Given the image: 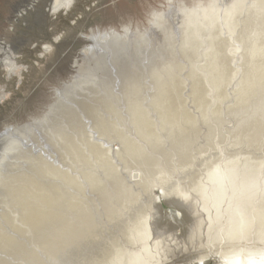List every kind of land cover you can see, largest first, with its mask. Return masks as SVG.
I'll use <instances>...</instances> for the list:
<instances>
[{
  "label": "rangeland",
  "instance_id": "1",
  "mask_svg": "<svg viewBox=\"0 0 264 264\" xmlns=\"http://www.w3.org/2000/svg\"><path fill=\"white\" fill-rule=\"evenodd\" d=\"M64 3H65L64 0H0V42L4 41L8 45H10V47H11V55L4 53V51H2V50L0 51V55L2 58L3 57H9V61L15 62L17 69H18V70H16V72L18 71L17 74L15 73V75L13 77L7 78L6 73L4 71V68L0 67V150H2V151H0V185H1L2 180H4V179H6L5 181L8 180V183L7 182L4 183L5 181L2 182L3 184H5V186L4 185L0 186V200H1L0 203L2 202L0 204V216H3L5 214L4 217H2V220L0 219L2 221V225L0 224V230L2 229L4 231V232L0 231V235H1L0 237L2 238L3 237L2 235H5V234H6L5 235L6 238L4 236L5 239H7L8 237H11V239L9 238V240L8 239L6 240L8 243L5 242L4 238H2L0 240V241H3V242H1L3 248L0 244V252L2 253L4 251V253L0 255V262H2V264H4V263L7 264V262L12 264L15 261L14 260V258H15L17 260V263L15 261L16 264H21L20 262L26 261L25 259H27L28 262H24V264H30V263L34 264L33 262H31L32 259L30 260L29 258H26V256L27 257L35 256V257H32V258H34L33 261L36 260L35 264L37 261H38L37 264L38 263L39 264H41V263L47 264V262H48V264H57V262H59L58 264H63V262L65 263V261H67L65 264H68V263L70 264V262H71V264H74L75 261L79 262L80 259H81V261L79 262L80 264H81V262L84 263L85 260H88L87 262L92 260L93 262L92 261L89 263L86 262L84 264H101L102 261H103L102 264H129L130 263L129 260L131 261L133 259V257H136V255H139L140 252L144 253L145 252L144 248H147L148 252L150 251L149 254H151L152 256H155V257H153V259L150 260V261H152L151 264H224V263L230 264L229 259H232V258H233L232 260L234 262L232 264H238L237 259L240 256L239 253L244 252L247 248L248 249H252V248L260 249L261 248L262 250H264V244L258 240L239 241L241 243H239L237 241L239 243L238 244V243H234V241L232 242L230 238H226V239L218 240L220 242L217 241V242H211L210 243L209 227L212 224L211 223V214L212 213L211 214L208 213L203 208V206L200 205L203 203L202 197H206L208 195V193L210 192V189L209 188L203 189L202 187L199 186V183H201L200 185H202L207 180L206 177L209 175L210 170L212 169L213 164H214L213 158H215L217 154L218 155L215 159H216V162H218V163H220V162L223 163L225 160H228L227 158H229L231 155H236V154L239 155L242 153H248L254 157L264 156V151H263L264 146L262 148H256L255 146H253L250 143L249 140H247L249 142L246 143L245 142L246 140L240 139V136H238L236 134L237 133V131H236V127H237L236 124L237 123L236 122L240 121L241 117L243 118L242 114H240V113H242L241 111H244L242 109H246L245 106H243L245 108L240 106L241 104H244L241 101L244 99L243 96H241V95H244L245 93L242 92L243 89L241 91H239L241 89V87L243 86V83L240 84V88L239 87L237 88V86L240 83V81L238 82V80L241 79V82H243V80H242L243 66L241 65V69H240V64L241 63L243 64L244 59L242 57H244L247 54L245 52H246V50L249 49V48L247 49L246 47H245L246 49L243 48L245 45L243 44L244 41L242 39H239V38H242V37H240L239 32H241V33L243 32L242 28L244 27L243 26L244 21H245L246 15L248 14L249 9L255 8V7L260 8L261 6L264 7V0H77L74 8L72 9V11H70L69 14H63L62 15L59 13V15L48 16L49 14H51L50 11L52 10V7L56 4L60 6V10H63V8L65 7ZM32 4H36L34 8H31ZM78 5H80V6H78ZM22 10L24 11V14L22 16H18L19 12ZM161 14H162V16H161ZM165 16H167V17H165ZM237 16H239V17L237 18ZM235 21H236V23L239 21V23L236 24ZM219 29H220V31H218ZM237 29H239V30L237 31ZM217 32H218V34H217ZM219 34H221L220 37L224 36L222 38V40H224V47L225 48L224 47L223 48L227 49L229 55L226 53L227 51L224 50L223 48L218 49V52H217V49L215 50V48H214V45H215L214 42H216L215 38H220L218 36ZM111 36H113L114 38L110 42H108L105 45V47H102L104 44H101V41L107 42ZM215 36H217V37H215ZM237 36H239V37H237ZM241 36H242V34H241ZM58 37H59V39H58L59 41L57 40ZM224 38L227 39L228 42L232 41V39H233L232 45L235 46L234 47L235 49L233 48L232 45H230L231 44L230 42H229L230 43L229 46H228V42H227V45H225V42L227 40H225ZM238 39L242 40V41H238ZM238 44H240V45H238ZM48 45H52V47H53L52 51L49 53L43 54L45 47H47ZM226 47H228L229 49ZM213 50H215L219 54V56H217L218 54L216 55L217 58H219L221 56L220 54H222L223 56H226V57L229 56L228 58H230V56H231L230 59L233 60V62L231 61L230 64H232V66L230 65V67L232 68L233 71L235 70L234 71L235 73H233L231 71V73L235 76L234 78L232 77L233 75L230 74V72L228 74V72L226 71L228 69L231 70L230 67H228L227 69H223L224 72H222V71L219 72L222 69H220L217 66V64H215V63L212 64V62L209 59L212 60V58L214 57L212 55L216 54V52H214ZM221 50H222V53H220ZM212 53H214V54H212ZM224 53H226L227 55ZM234 53H236V54H234ZM159 54H160V56H159ZM241 54H243V56ZM232 55H235L234 59H233L234 56H232ZM207 60L209 62H211V64L213 66L216 65V67L215 66L214 67H215V69L218 68L217 69L218 73H216V70H214V69L213 70L215 71V73H212L209 71L210 67L208 68L207 66H208V64H209V66L211 64L210 63L207 64V62H208ZM215 61H218V60H215ZM213 66H211V67L214 68ZM233 67H234V69H233ZM236 70H237V72H236ZM144 71H145V73H143ZM207 71H209V73H211L210 76L207 75L208 74ZM225 72H226V74H225ZM240 72H242V74ZM193 74L195 77H193ZM199 74L200 75L202 74L201 77L203 79L200 78L198 80L199 81L202 80L203 82H205L204 83L205 85L206 84L208 85L209 83H210L209 85H211V83L214 82L213 84L216 86V88L213 87L214 86L213 84L211 86L212 88L208 85L209 89L214 90L213 93H212V91H210L208 89L207 85L203 86L204 84H202V81L200 83L198 81V83L201 84L202 86L200 85V87H199V84H196L197 83L196 78L200 77ZM216 74H219L218 75L219 77ZM239 74H241L240 75L241 77L239 76ZM213 75L216 76V78L219 80H217ZM204 76H207L209 78H207V77L205 78ZM212 76L215 79L214 78L212 79ZM224 76H226V77L231 76L233 79L231 81H229L231 79V77L226 78ZM223 77H224V80L226 79L229 82L225 81L226 84H224L223 79H221ZM189 78L190 79L192 78L193 80L194 79L195 80L191 81L192 79L189 80ZM204 78L208 79L209 82L206 83L208 80H204ZM175 80L178 81L177 82L178 84H176ZM184 80H186V81H184ZM182 81L184 83H182ZM189 81L191 83L194 82L196 85L195 84L191 85V83H189ZM215 81H216V83H215ZM219 81H221V82H219ZM217 82H219V83H217ZM179 83L181 84V87H180ZM222 84L224 85V87L222 86ZM226 85H227L228 89L226 88ZM194 86H196V87H194ZM202 87L204 88V90L201 89ZM218 87H220L219 91H222V93L221 92L219 93V91H217ZM172 88H174L173 89L174 91L172 90L173 92H171ZM196 88H197V90H199V88H200L199 91H202V90L205 91V89L207 88L205 93L209 90L212 94L209 92L208 95H206L207 93L203 95L204 92L201 93V92L197 91ZM221 88H223L225 90H223ZM236 88L239 90L237 91ZM226 90L227 91L229 90V91L227 92ZM245 90H243V91H245ZM223 91L227 92L228 94L227 93L225 94V92H224V95H223ZM168 92H169V94L173 93V96L171 94V98H168V97H170ZM216 92H218V93H216ZM214 93L216 94V97H217V95L219 96L221 94L220 95V98L222 99L221 103H217V101L220 102V100H219L220 98L218 99V98L214 97L215 96ZM165 94H167L168 97ZM209 94H210V96H209ZM174 96L176 98L181 99V100L178 101ZM207 96L211 98V99L210 98L209 99L212 102L211 104L208 103V105L210 104L208 106V108H207V105H203V104L207 103V100H208ZM239 96H241L242 98L239 99L238 98ZM173 97L179 103L181 102V104H179V103L176 104L177 101L174 102ZM222 97H224V98H222ZM165 98H166V100H164ZM199 98L202 100H200ZM212 98H213V101H212ZM214 99L217 101H214ZM131 100H133V101H131ZM197 100H199V101H197ZM260 100H262L261 103L264 104V88L261 89L257 94L252 96V100L249 102L252 105L250 104L251 106L249 108H251L255 103L257 104L258 101H260ZM162 101L164 103H167V105L169 107L167 106L164 108V106H166V104H164ZM202 101H204V102H202ZM205 101H206V103H205ZM239 101H241V102H239ZM150 102H152L153 104H151ZM170 102H172V103L174 102V103L170 105V104H168ZM156 103L158 106L156 105ZM197 103H199V104L197 105ZM201 103H203V104L201 105ZM232 103L234 106L232 105ZM238 103H240V105ZM87 104H89V105H87ZM121 104H123V105H121ZM135 104H137V105L135 106ZM160 104H162L164 106H162ZM219 104H221V105H219ZM236 104H238V107ZM215 105L217 107H218V105L220 107H222V106L223 107L222 108L218 107V109H216ZM85 106H87V108ZM90 106H92L93 109L89 108ZM97 106L99 107V110H98ZM113 106H115V107H113ZM118 106H120V108ZM156 106L159 109L158 113H157L158 109H156L157 108ZM161 106L164 108V110L166 108H168L167 109L169 111V114L167 111L168 115H166L165 112L162 113L163 110L161 111ZM179 106L181 109L179 108ZM198 106L200 107L199 109H198ZM203 106L205 108L204 111H203ZM96 107H97V109L94 110ZM106 107L109 109H107ZM128 107H129V109H128ZM147 107H150V108H147ZM230 107H232V109L234 110L233 111L234 113L229 112V110L232 111V109ZM233 107L239 108L241 110V111L239 110L240 113L237 109H234ZM113 108L116 112L113 110ZM219 108H220V110L221 109L222 110L218 111ZM89 109H90V111L88 112ZM120 110H121V112H120ZM176 110H178L177 113H176ZM216 110H217V112H216ZM95 111H96V114L99 112L98 113L99 115H96L95 113H94L95 115H93V112H95ZM104 111H105V113H103ZM235 111H237L240 114V116H238V114L236 115ZM201 112L203 114H201ZM205 112H206V115L204 114ZM219 112H220V116L218 115ZM246 112H248V110ZM77 113H79L80 116H82V118H79V114H77ZM86 113H88L89 115ZM212 113H215V114H212ZM59 114H60V116H59ZM61 114L63 116H61ZM85 114H86V116H84ZM106 114H109V115H106ZM184 114L191 115V116H189V115L188 116L193 120V122L191 119L188 118V116H186ZM233 114H235V115H233ZM92 115H93V118H92ZM100 115H101V121L99 122ZM152 115H153V117H152ZM155 115H158V116H155ZM172 115L174 117H176L177 121H178V122L177 121L174 122V125H172L173 120H174L173 119L174 117ZM209 115H211V116H209ZM76 116L78 118H76ZM87 116H89V118L91 117L92 119L90 118V120H89V118ZM98 116H99V118L97 120ZM150 116H151V118H149ZM165 116H168V117H166L168 120L165 118ZM177 116H180V117H177ZM184 116L186 117V119H189V120H185V118H183ZM192 116H194V117H192ZM196 116H197V118H196ZM143 117H144L145 121H144ZM156 117H157V119H155ZM236 117H238V119ZM54 118H57V119H54ZM59 118H61V119H59ZM147 118H148V120H147ZM73 119L74 120L81 119L78 122L82 121L86 125L83 124L84 125V127H83L82 122L80 123L82 125L81 126V125H79V123L77 121H73ZM94 119H96L97 122ZM169 119L171 122L169 121ZM102 120H103V122L104 121L105 122L108 121V122L104 124L102 122ZM179 120H180V125L187 121L185 123V125L183 124V126H185L184 128L182 126L180 128V125L178 124ZM190 120H191V122H190ZM194 120L195 121L197 120V121L195 122ZM54 121H56L57 123L59 121V123L57 124ZM69 121H70V123H69ZM166 121L168 123H170L169 126H167V127H169V130L166 127V125H168V123L167 124L165 123ZM183 121H185V122H183ZM73 122H75L74 125L73 126L70 125ZM135 122H137V123H135ZM51 123H54V124H51ZM67 123H69L70 127ZM76 124H78V125H76ZM92 124H94V125H92ZM137 124L140 125V127L142 129H139ZM192 124H194V125H192ZM57 125L60 128L56 127ZM63 125H65V126H63ZM162 125L164 126V132L166 135L163 133V126ZM178 125H179V127H178ZM54 126H55V129H54ZM86 126L89 128V130H92V132L89 131ZM30 127L32 128L33 132L31 131ZM74 127H75V129H74ZM83 128H87V129L84 130ZM241 128L242 127L239 126V127H237V130L241 131ZM26 129L28 132L26 131ZM66 129H67V131H66ZM68 129H69V131H68ZM71 129L73 130V132ZM76 129H79V131ZM159 129L160 130L162 129V131L160 132ZM50 130H51V132H50ZM62 130H64V131H62ZM74 130H76V132H74ZM82 130H84V132H87L86 136L84 133H83L84 135L82 134ZM155 130L156 131L158 130L157 131L158 133L159 132L162 133V134L159 133L161 136H156L157 139L160 138L157 141H155L156 137H153V136H155ZM93 131H96V132H93ZM105 131L107 132V134L105 133ZM128 131H129V134L131 137H126L127 141L128 140L132 141L131 138L134 137L133 139L137 140V143L135 142V140H134V142L132 141L133 142V146H132L131 141H130L131 145L129 142H127L128 146L125 145L126 150L124 149V151H123L122 150L124 148L123 143L126 141V138L124 136H126ZM167 131H168L169 135H167ZM176 131H177V133H176ZM233 131H236V133ZM63 132H65V133L71 132L73 134L67 133L65 135ZM78 132H80L79 137L77 134ZM123 132H124V134H123ZM140 132H142V133H140ZM158 133H157V135H158ZM230 133H231V135L234 134V136L233 135L231 136ZM32 134L34 135V137L32 136ZM63 134L65 136H63ZM80 134L83 136H81ZM117 134H118V136L120 134L119 137L121 140H119ZM121 134H123L124 140H123V138H121ZM163 134H164V136L168 137L167 139L164 137L166 140L162 137ZM48 135H49V137H48ZM69 135H70V137H69ZM89 135L90 136L92 135L93 137L90 138ZM104 135H105V137H104ZM107 135H109V136H107ZM88 136H89V138H88ZM37 137H38V139H37ZM66 137H68L67 138L68 141H67ZM8 138H10V139H8ZM14 138H16V139H14ZM149 138H150V140H149ZM69 139H70V141H69ZM89 139H91L92 141ZM151 139H152V141H151ZM17 140H20V141H17ZM34 140H36V141L34 142ZM98 140H100V142H102V143L100 144V142ZM147 140H149V141H147ZM241 140L243 141V143H241ZM15 141L17 142V144ZM49 141H51L53 143V145ZM94 141L95 142L98 141L99 143L98 142L95 143ZM104 141H106L107 143H105ZM145 141H147V143ZM153 141L156 142V144ZM159 141L161 142V144ZM164 141H166L167 144ZM238 141H239V143H238ZM8 142H9V144H7ZM25 142L27 144H25ZM40 142L41 143L44 142V143L41 144ZM45 142H46V144H45ZM67 142L69 145L67 144ZM70 142L72 143L71 145H70ZM157 142L160 145H157L158 144ZM4 143H6V144L4 145ZM35 143L36 144L38 143L37 145H39L40 148ZM49 143H51V145ZM163 143L165 145H167V147ZM248 143H250V145ZM78 144H80L83 147L79 146ZM119 144H120V147H121V144L123 146L121 149L119 148ZM125 144H126V142H125ZM137 144L139 146H143L145 149H143V147H138ZM154 144L156 146H154ZM162 144H163V147H166V148H163ZM12 145H13V147H12ZM16 145H18V146H16ZM44 145H46L47 147ZM77 145L80 147V149ZM101 145L104 147V149H103V147H101ZM129 145L131 147L135 146V148L137 147L138 149L142 150L144 155H146V153H148L146 156L150 157L149 159L151 160L152 164L154 162L155 166L154 165H152V166L155 168L153 169V167L150 166L151 162H148L149 160L147 159L146 156H144L142 154L141 151H139L137 148H136L137 150L134 149V150H136V151H134ZM230 145H232V146L235 145L234 146L235 148L234 147L231 148L232 147L231 146L230 147L231 149H229V151H228V148ZM19 146L22 149L24 148L23 150L29 151V154H32V156H30V158H29L28 157L29 154L26 155L28 152L26 151V153H25V151L24 152L20 151L22 149H20ZM51 146H53V147H51ZM55 146H56L57 150L55 149ZM70 146H72V147H70ZM74 146H75V148L78 147L77 149L79 151L81 150V148H83L84 152H81V151H80V153H79V151L77 152V149H75ZM126 146H127V148H126ZM16 147H17V149H15ZM25 147L27 149H25ZM128 147H130L132 150L130 148L128 149ZM160 147H162V148H160ZM168 147H169V150H168ZM13 148L17 152L20 151V153L15 152V150ZM42 148L43 149L47 148V152L45 151L46 149L43 150ZM71 148L76 150V153H74L75 151L73 149L71 150ZM115 148H117L118 151ZM9 149H11V150H9ZM12 149H13V151H12ZM59 149H60L62 154H60ZM83 149H82V151H83ZM162 149L164 151H162ZM224 149H225V151H228V152H225V151L223 152ZM48 150L49 151L53 150V152L55 151L54 152L55 154H52V155H53V157L55 156L54 159H56V160L58 159V161H55V160L53 161V159H52L53 157H52V155H50L51 151L49 152ZM143 150H145V151H143ZM165 150L169 151V153H166ZM6 151L9 153H6ZM30 151H31V153H30ZM113 151L115 152L116 156H115ZM120 151H121V153H120ZM125 151L127 153H125ZM132 151H134L133 152L134 155H130V154H132ZM138 151L141 152L140 155H138L139 157L137 156V154L139 153ZM3 152H5V155ZM10 152L11 153L13 152L15 154L17 153V154L14 155L12 153L13 155H10L11 154ZM36 152H38V155ZM41 152H43V154ZM105 152H107V155L109 157L112 155L111 153L113 152L115 157H113V155L111 156L112 157V158H110L111 162H108L109 157L106 155ZM122 152L126 154V155L124 154V156H123L124 158L122 157V155H123ZM39 153L41 156L39 155ZM48 153H49V155H48ZM58 153L60 154V156ZM77 153H79V154H77ZM83 153H85L84 155H87V156H83ZM135 153H137V154H135ZM212 153L215 154V156H213V158H212V155H214V154H212ZM224 153L226 155L228 154L227 155L228 157H225L226 155H224ZM229 153H231V154H229ZM8 154H9V156H8ZM19 154H21V156ZM22 154H23V156H22ZM35 154L37 156H35ZM80 154L82 156H80ZM127 154H129L130 157ZM142 155L144 156V158L142 157ZM181 155L185 156L184 158H186V160H184V158H182ZM190 155H192V156H190ZM222 155H224V156H222ZM1 156H3V157H1ZM17 156L19 157L18 160H15V159H17ZM24 156H26V157H24ZM42 156L44 159L42 158ZM61 156H62V158H60ZM132 156H135V157L132 158ZM154 156L155 157L157 156V158H159V159H156ZM31 157L33 158V160H31L32 159ZM50 157H52V158H50ZM88 157H90V158H88ZM127 157H129V158H127ZM209 157L211 158V160L208 159ZM221 157H223V158L225 157L224 158L225 160H223V158L221 159ZM26 158L27 159L29 158L30 160L29 159L27 160ZM39 158H40V160H39ZM113 158L116 159V161L112 160ZM119 158H122L123 160L120 159L121 162H119L118 161ZM126 158H127V160H125ZM137 158L138 159L140 158V160L141 159L142 160L140 161ZM203 158H207V159H203ZM5 159H7V160H5ZM9 159L10 160L12 159V160L10 161ZM23 159H26V160H23ZM35 159L37 160V162H39V164L35 162L36 161ZM42 159L44 162H46V164L42 161ZM45 159H47V160L52 159L51 161L53 162V164L58 163L56 165L61 166V169L60 170H56V169L54 170V167L56 165L55 166L53 164L50 165L52 162H50V161L47 162ZM59 159L60 160L62 159V160L60 161ZM93 159H94V161H97V162L94 163ZM133 159H134V161H133ZM143 159L147 162L146 166L143 163L144 162ZM187 159H189V160H187ZM201 159L203 160V162ZM14 160L16 161V163ZM87 160H89V162ZM102 160L103 161L107 160V161H105V164H104L102 162ZM157 160H158V164L155 163V162H157ZM191 160H193V163L189 164V162H191ZM204 160L208 161V162L206 161L207 165L204 164L205 163ZM5 161H7L6 164H5ZM19 161H20V163H19ZM31 161H33V162H31ZM86 161L88 162L87 164H86ZM98 161H99V163H98ZM137 161H139L140 165L136 163ZM180 161H184L185 164H183V162H180ZM187 161H189V162H187ZM210 161L213 162V164ZM8 162H9V164H8ZM10 162H12L13 164ZM100 162H102L104 164V167H106V168L108 165H109L108 167H110V163H111V165H112L110 167L111 169L107 168L108 170H106V168L100 167L102 164V163L100 164ZM178 162H180L182 164H179ZM225 162H227V161H225ZM59 163H61V165ZM62 163L64 164V167L66 166L64 169L62 168ZM89 163H90L91 167H88V166H90V165H88ZM96 163H98V164H96ZM198 163H200L202 165H200ZM7 164H8V166H7ZM14 164H15V167L13 166ZM23 164L27 165V167L24 166ZM29 164H30V166H29ZM31 164H33V165H31ZM34 164H37V166ZM47 164H49V165H47ZM71 164L73 165L72 167H71ZM132 164H133V166H132ZM148 164H150V165H148ZM224 164L225 163L222 164L223 165L222 167H224ZM39 165H40V168L43 170V172L40 170V168L37 169L39 167ZM85 165L87 168L85 167ZM105 165H107V166H105ZM113 165H115V167H113ZM136 165H138V166H136ZM12 166H13V168H12L13 171L10 170ZM33 166H36V168ZM44 166H46V167H44ZM57 166L55 168H57ZM67 166L70 167L72 170L71 169L69 170V168ZM78 166L79 167L82 166V167H80V168H82V170ZM149 166L151 167L150 172L148 171V170H150ZM202 166H203V168H201ZM207 166L209 167V169H208L209 171H207V168H208ZM22 167H23V169H22ZM24 167L25 168L29 167L30 169L29 168L24 169ZM129 167H135V169H133L134 172H133L132 168H131L132 172L129 171L130 170ZM196 167L198 168L197 173H201V175L203 177L200 174H196L197 176L194 174V172L197 170ZM205 167H206V170L204 169ZM34 168L37 169L38 171L37 172H36V170L32 171ZM59 168L60 167H58L57 169H59ZM84 168L87 170L89 168L90 169L86 172V170H84ZM117 168L121 173L118 172ZM121 168H122V170H124V172L120 170ZM200 168L205 170L204 174H202L204 171L202 170L203 172H201ZM5 169H6V171H5ZM102 169H104V170H102ZM44 170H47L45 175H43V173L45 172ZM105 170L107 172H105ZM110 170H111V173H112V171L117 170L118 173L116 175L117 176L119 175L118 176L119 178L114 174V173H116L115 171L112 173L113 175H111V173H109ZM16 171L18 172V174H17L18 176L16 175V173H17ZM28 171L29 172L32 171L30 173V175H32L33 177L28 176L29 175ZM40 171H41V173H40ZM55 171H56V173H54ZM57 171L58 172L61 171V173H58ZM66 171L68 172V174ZM72 171H74V172L71 173ZM83 171H85L84 172V174H86L85 176L82 174ZM102 171H104L105 174L107 173L106 175H108V176L110 175L111 177L109 176L110 178H108V176H104ZM190 171H193V175H195V177H193V175L189 173ZM20 172H23L25 175H27V174L28 175L23 176L22 173H20ZM62 172L65 175H63ZM128 172H129V175H128L129 177L127 176ZM182 172H183V174H182ZM3 174H4V176H3ZM10 174H11V177H10ZM50 174L53 178L50 176ZM69 174H71V175L76 174V176L73 175L74 176L73 177ZM80 174L83 176H81ZM125 174H126V176H124ZM58 175H60V176L63 175L64 177L63 176L62 177L64 179L67 176V178H66L67 180L65 179V181L67 184L69 183V185H67L68 187L65 186L66 184H64L65 181L63 180V178H61ZM77 175H78V177H77ZM15 176H17V177H15ZM45 176H48V177H45ZM57 176H58V178H57ZM69 176H70V178H69ZM80 176H81V178H79ZM123 176L128 177V179L124 178ZM199 176H201V177H199ZM22 177H24V178H22ZM25 177L27 180L25 179ZM59 177L61 180L59 179ZM87 177H88V179H87ZM122 177L124 178L123 180L121 179ZM184 177H185V179H184ZM196 177H198L199 180H200V178L203 179L205 177L206 180L205 179H204L205 181L200 180L201 181L200 182L199 180H197ZM1 178H2V180H1ZM29 178H30V181H29ZM31 178H35V179L32 180ZM73 178H75V179H73ZM18 179L19 180L23 179L21 184H23V182L24 183L26 182L27 184H30V185L28 186L25 183L22 186ZM38 179L39 180L44 179V183H43V180L40 182ZM93 179L95 180V182ZM125 179H126V182H127V180H129V179L130 180L126 183L124 181ZM31 180L33 182H31ZM34 180L38 181L37 186L40 183L42 184V185L40 184V187H39L41 189H38V187L36 186V182ZM85 180H87V181H85ZM45 181H46V183H45ZM120 181H121V183H123V181L125 182L124 183L125 186H124V184L123 185L121 184L122 188L120 186ZM197 181H199V182H197ZM11 182L13 184L15 183L17 185L10 184ZM17 182H19V183H17ZM77 183L79 184V186ZM197 183H198V186L200 188L197 187ZM94 184L96 185V187L98 189L95 187ZM108 184H109V186H108ZM11 185H13L14 188ZM26 185L28 186L29 192H31V193L27 192L28 188H27V190H25L27 187ZM71 185H72V189L70 188ZM101 185L103 187H101ZM104 185H107V187ZM117 185L120 189L117 188ZM149 185H151V186H149ZM188 185H189V187H188ZM16 186H19V190ZM31 186L34 187L35 189L33 190V188ZM41 186L42 187L44 186V189ZM99 186H100V188H102V192H107V194L109 193L108 196L106 193H104L105 195L103 196ZM10 187H12V188H10ZM20 187L22 188V192L20 190ZM23 187H24L25 191L23 190ZM64 187H66L68 189H66ZM213 187L211 189H213ZM51 188L55 189V191ZM95 188L97 191L100 189L99 192H96ZM103 188L106 191H104ZM149 188L151 189V191L152 190H155V191H152L153 192L152 193ZM12 189H13V191H11ZM114 189H116V190H114ZM199 189L200 190L202 189L201 190L202 193H197V192H201ZM206 189L208 192H206ZM41 190H42V193L46 194V196H47L48 191H49V195H50V196L48 195L49 199H48V197L46 199L45 194H42ZM74 190H75V192H74ZM108 190H109V192H108ZM186 190H188V191L190 190L189 191L190 194L184 195V191H186ZM203 190H205L206 193ZM17 191H19L20 193H17ZM33 191H35V192H33ZM56 191H58V192H56ZM59 191H62V193ZM121 191H124V192H121ZM26 192L28 193V195ZM50 192L55 194V196H57L61 193L60 194L61 197L60 196H58L59 198L55 197L57 199L55 201L54 196L53 195L51 196ZM64 192L65 193L68 192L71 194L67 195V193L65 194ZM80 192H82V193H80ZM138 192H140V193H138ZM148 192H150L152 196ZM40 193L43 196L40 195ZM56 193H58V194L56 195ZM122 193H124V194H122ZM195 193H197L199 195L194 196L193 194H195ZM203 193L206 195H204ZM20 194H23V195H20ZM35 194L38 195L39 199H37L38 197ZM99 194H100V196H99ZM111 194H113V195H111ZM153 194H154V196H153ZM26 195L29 197V199H28V197H26ZM96 195L98 197H100V200H98L99 198ZM129 195H131V196H129ZM200 195H203V196H201V198H200ZM17 196H18V200L16 198ZM31 196L36 198V201H32ZM40 196H42L41 197L42 199H43V197H45V200H43L45 202L42 201ZM64 196H65V198H64ZM119 196H122V198ZM123 196H125V197H123ZM22 197L24 198V200H22V201H24L23 203L21 201ZM30 197H31V199H30ZM34 198H33V200H35ZM60 198H62V199H60ZM63 198H64V200H63ZM96 198H98V199H96ZM102 198H104V199H102ZM147 198H149V199L147 200ZM27 199L29 200V203L31 200L30 206H27L29 204ZM51 200H53V201L50 202ZM61 200L63 201L62 202L63 204H59L61 202ZM18 201H20L22 204H20V202H18ZM46 201H48V203ZM54 201L56 202L57 207L56 206L54 207V205H55ZM17 202L19 204H17ZM49 202H50V204H49ZM120 202H125V205H124V203L121 204ZM182 202H183V205H182ZM39 203H41L42 205ZM51 203L54 204V205L52 204L53 207H51L52 206ZM57 203L59 205H57ZM23 204L26 206V208L27 207L28 208L26 209L23 206ZM33 204H34L35 208L36 207L40 208L42 206L40 208L39 214H37L39 209H34ZM38 204L41 206L39 207ZM43 204H44L45 208H47V209L44 208ZM46 204H47V206H46ZM118 204H119V206H118ZM159 204H161V205H159ZM17 205H18V207H16ZM19 205L20 206L22 205L24 207L23 208L21 206L22 209L25 210V212H24V210L21 209V207ZM60 205H62L64 208H62V206L60 207ZM48 206H49V210L52 208V211L48 210ZM181 206H183V207H181ZM29 207L33 208L34 211ZM120 207H121V210H120ZM224 207H225V205H223V208ZM43 208L45 210H41ZM53 208L54 209L57 208V209L54 210ZM58 208H60V209H58ZM20 210H21V214H18L20 212ZM27 210L28 211L32 210L31 212L36 213V214L32 213L33 214L32 215ZM53 210L55 213H57V211H59L58 214H55L53 212ZM132 210H133V212H132ZM35 211H37V212H35ZM42 211H44V213L46 215L44 213L42 215V213H41ZM45 211L46 212H53V213L49 214V213H46ZM193 211L195 214L192 213ZM115 212H116V214H115ZM28 213H30L29 214L30 216H28ZM61 213H63V214H61ZM117 213L119 216L117 215ZM51 214H54V215H51ZM138 214H139V216H138ZM60 215H61V217H58ZM43 216H45V217L48 216V218L47 217L43 218ZM53 216H55V217H53ZM148 216H150V217H148ZM198 216H199V219H197ZM10 217L12 218V220ZM24 217H26L27 219L31 218L30 219L31 221L27 220ZM49 217H50V219H49ZM17 218H19L21 220V222L15 223L16 222V221L14 222L15 219L20 221ZM56 218H57V220H59V221H57L58 223H56V221H55ZM110 218H111V220H110ZM25 219H26V221H29L30 223L31 222L32 223L29 225V223L26 222ZM38 220L44 222L45 225L40 221L38 222ZM52 220H53V222H52ZM9 221H11L10 225L8 224ZM23 221H25V222H23ZM199 221L201 222V227H200L199 231H197L196 230L197 224H195V223H197ZM3 222H5V225ZM35 222H36V224L40 223V225L38 224L39 226H37V231H34L35 230L34 229V230H32V232H29L28 239H27L26 236L28 233L24 232L22 230V228L17 227V226H20L22 224L21 227L23 226V228L24 227H31V226L33 228H35L34 227ZM126 222L128 225L126 224ZM165 222H167V223H165ZM11 223L14 225L11 226ZM19 223H21V224L18 225ZM26 223H28V224L25 225ZM50 223H51V225H50ZM145 223H147V226H148V233H146L147 231L145 229ZM7 224L10 227L7 226ZM55 224H57V225L59 224L60 226L58 225L59 227H56L57 225L55 226ZM41 225L46 226V227H42ZM119 225H121L123 227H121ZM192 225H194V228ZM13 226L14 227L16 226V227L14 228ZM90 226H92V227H90ZM6 227H8V228L6 229ZM54 227H56L55 228L56 230L53 229ZM60 227L62 230L60 229ZM18 228L20 230H18ZM45 228H47V229H45ZM9 229L12 230L13 232L10 231V232L5 233V231H7V230L9 231ZM38 229L41 231H38ZM139 229H141V230H139ZM153 229L156 231H154ZM16 230H18V232H16ZM50 230H51V234L49 233ZM57 230L59 231V233L57 232ZM73 230H74V232H73ZM42 231L46 232L48 235L50 234V236L48 238L51 237V240L53 239L52 242L50 241V239L45 237V235L46 236H48V235ZM52 231L54 234H56L55 231L57 232L56 235H59V236H57L58 238L56 237V235H55V237L53 236L54 234H52ZM142 231L144 232V235H143ZM38 232H40L41 234L44 233V234H42V237H41V234L40 235L38 234ZM8 233H10L11 236ZM17 233H20V234H17ZM25 233H27V234H25ZM64 233L66 236L64 235ZM13 234H15V235L17 234V235L14 236ZM21 234L23 235L22 237H21ZM121 234L123 235V238H122ZM150 234H151V237L149 236ZM60 235L62 236V238L60 237ZM91 235L93 236L92 237L93 239L90 237ZM12 236H13V239H12ZM17 236H19V237L17 238ZM35 236L36 237L39 236V237L35 238ZM134 236H135V239H134ZM138 236H140V237H138ZM30 237H31V239H29ZM89 237H90V239H89ZM94 237H96V238L94 239ZM14 238H16L15 240H17V241H15ZM22 238L23 239L25 238L27 243L29 242V244H31V246L29 244H27L26 242H23ZM32 238H35V239H32ZM38 238H39V241H38ZM45 238H47V239L45 240ZM77 238H78V240H77ZM83 238H85V240ZM125 238H127V239H125ZM42 239H43V241H42ZM80 239H81V241H80ZM40 240L42 242H40ZM44 240L45 241L48 240L50 242L43 243V242H45ZM59 240L61 242H59ZM82 240H84V242H87L88 244H86V246L81 245L82 243H84V242H82ZM90 240H92L93 242ZM14 241H15V243H18L19 245L18 244L16 245L14 243ZM94 241H95V244L93 247ZM149 241H152V242H149ZM156 241L159 242L160 245H163V243H164L165 248H163V250H162V248H160L161 249L160 252H159V250L155 249V247H154V242H156ZM33 242H34V244H33ZM38 242H39V244H38ZM74 242H77V243H74ZM89 242H92L91 244H92V247L94 249H96V248H97V250L101 249L104 252V253H102L103 256L101 255V250L97 251V250H94L92 247H88V246H90ZM132 242H133L134 246H133ZM255 242H256V244H255ZM5 243L8 244V246ZM12 243H13V245H12ZM42 243L44 245H42ZM59 243L61 246H62V244L65 245V247L63 246L62 247L63 249H62L61 246L59 245ZM227 243H228V245L225 246V244H227ZM3 244L6 245L10 249H8ZM37 244L40 245V249H39V246H36ZM48 244H50V247ZM76 244H77V246H76L77 250H76L75 256H76V254L77 255L80 254L78 252H82V254H80L82 256H80V257L77 256L75 259V256H74L75 246L74 245H76ZM232 244L234 247L232 246ZM55 245H56V247H58V249L55 247ZM230 245L232 246V249H230L231 248ZM23 246H25V247L27 246L28 248L26 247V249H24ZM41 246H42V248H41ZM44 246H46L47 248L49 247L48 249L50 251L47 250V248H44ZM51 246L52 247L54 246L57 249V251L54 247L52 248ZM78 246H79V248H78ZM80 246L82 248V251H81ZM95 246H96V248H95ZM4 247L6 248V250ZM37 247H38L39 251H38V249H36ZM68 247H70V248H68ZM83 247L87 248L84 250V252L86 251L84 254H83V249H84ZM17 248H19V249H17ZM15 249H17V250H15ZM33 249L37 250L38 252L34 251ZM51 249L54 250V251H52L54 253L51 252ZM88 249H91V250L93 249L94 251L92 250V253L93 252L94 253L96 252V254L98 253L99 255L98 254L97 255L99 257L94 253L92 255V256L96 255V256H94V258L92 256H90L91 252L89 254V251H91V250H88ZM135 249H138L140 251L135 250ZM200 249H201V251H200ZM7 250H8L9 254L13 253V255L11 254L12 257L15 256V254H16L17 257L19 256V258H16V256H15L14 258L11 259L10 258L11 255H10L8 257L9 258L8 259L7 257H5V256L9 255V254H7V252H5ZM28 250L30 253H31V251L32 252L34 251V253L27 255V253H29ZM43 251L46 252V254H47L46 257H45V255H43V254H45V252L43 253ZM128 251L129 252L131 251V253H133V252L134 253L129 254ZM208 251H209V254H208ZM224 251H226V252H224ZM227 251H229L230 254L227 253ZM55 252H57V256L54 255V254H56ZM72 252H73V255H72ZM120 252H121V254H120ZM157 252H159V253H157ZM5 253L7 255H5ZM18 253H20V254H18ZM36 253L39 254V257L41 256L40 257L41 259H39L38 255L37 256L34 255ZM50 253L53 256V257L51 256L52 257L51 259L55 262L50 261V258H48L51 255ZM58 253H63V254H58ZM123 253H125V254H123ZM155 253H157L159 256H157V254H155ZM225 253H227V256H224V255H226ZM86 254L89 256H86ZM222 254H224V255H222ZM71 255H72V257H71ZM207 255H210V256H207ZM84 256H86L87 258H85ZM100 256H101V259H100ZM108 256L109 257L111 256V258H109ZM223 256H224V258H223ZM44 257L46 258V261L44 260L45 259ZM156 257H158V258H156ZM20 258L21 259L23 258L24 260L21 261V260H19ZM42 258L45 262H43ZM82 258L85 260H83ZM95 258L97 260H95ZM103 258H105V260ZM113 258L115 260H113ZM204 258H206L207 260ZM226 258H228V259L225 260ZM37 259H39L42 262H40ZM47 259H49V261L51 263L49 261H47ZM110 259H111V261H110ZM117 259L119 261H117ZM10 260L11 261L14 260V261L11 262ZM29 260H30V262H29ZM68 260H70V261L68 262ZM73 260H74V263H73ZM78 262L76 264H79Z\"/></svg>",
  "mask_w": 264,
  "mask_h": 264
},
{
  "label": "bare ground",
  "instance_id": "2",
  "mask_svg": "<svg viewBox=\"0 0 264 264\" xmlns=\"http://www.w3.org/2000/svg\"><path fill=\"white\" fill-rule=\"evenodd\" d=\"M65 1V7L63 8V10H60V6L59 5H54L53 7H52V10L50 11L51 12V14H49L48 16H53V15H59V13L60 14H69L70 13V11H72V9L74 8V6H75V3H76V1L77 0H64ZM35 5L36 4H32L31 5V8H34L35 7ZM78 6H80V5H78ZM258 8V9H257ZM255 7V8H251V9H249V11H248V14L246 15V18H245V21H244V27L242 28L243 29V32L241 33V32H239L240 33V37H242V38H239V39H242L243 41H244V47L243 48H249L248 50H246V52L245 53H247L244 57H242L243 59H244V61H243V64L241 63L240 64V69H241V65L243 66V75H242V80H243V82H241V79L240 80H238V82L240 81V83H239V85L237 86V88L239 87L240 88V84H242L243 83V88L241 87V89L239 90V89H237V91L239 90V91H241L242 89L243 90H245V91H243L242 90V92H244L245 94L244 95H241V96H243V100H241L242 101V103H244V104H241L240 105V103H238L240 106H245L246 107V109L248 110V112H246L247 110L246 109H242L241 107V109L242 110H244V111H241L239 108H236V107H233L234 109H237L238 111L240 110L242 113H240V111H239V113L240 114H242V116H243V118L241 117V120L240 121H238V122H236L237 124V127H239V126H241L242 128H241V131L240 130H237V127H236V131H237V133H236V131H233V132H235L238 136H240V139H242V140H246L245 142L247 143V142H249L250 141V143L253 145V146H255L256 148H262L263 146H264V104H262L261 103V101L262 100H260V101H258V103L256 104H254L251 108H249L252 104L251 103H249L251 100H252V96L253 95H255V94H257L261 89H263L264 88V7ZM63 11V12H62ZM167 11V10H166ZM24 14V11L22 10V11H20L19 12V14H18V16H22ZM158 14V13H157ZM168 15V14H167ZM161 16H162V14H161ZM165 17H167V16H165ZM239 16H237V18H238ZM166 19V18H165ZM161 20V19H160ZM163 21V20H162ZM237 21V20H236ZM236 21H235V23H236ZM14 22V21H13ZM163 23V22H162ZM239 23V21L236 23V24H238ZM243 24V23H242ZM238 26V25H237ZM238 28V27H237ZM241 28V27H240ZM221 29V28H220ZM220 29L218 30V31H220ZM161 30V29H160ZM239 29H237V31H238ZM242 31V30H241ZM216 33V32H215ZM220 33V32H219ZM214 34V33H213ZM217 34H218V32H217ZM216 34V35H217ZM241 34H242V36H241ZM49 36V35H48ZM219 37L221 36V34H219L218 35ZM215 37H217V36H215ZM224 37V36H223ZM223 37H220V38H215V40H216V42H214V48H215V50L217 49V52H218V49H222L223 47H224V40H222V38ZM237 37H239V36H237ZM114 37L113 36H111L110 38H109V40L107 41V42H105V41H101V44H104L102 47H105V45L108 43V42H110L112 39H113ZM59 39V37L57 38V40ZM225 39V38H224ZM238 39V41H242V40H239ZM225 40H227V39H225ZM59 41V40H58ZM232 41H233V39H232ZM232 41H229L228 42V40L225 42V45H227V42H228V46H229V44L230 45H232ZM240 43V42H239ZM241 43V44H242ZM59 44V43H58ZM235 45V44H234ZM238 45H240V44H238ZM38 46V45H37ZM233 46V45H232ZM235 46H233V48H234ZM225 48V47H224ZM223 48V49H224ZM226 48H228V47H226ZM232 48V47H231ZM245 48V49H246ZM42 49V48H41ZM52 49H53V47H52V45H48L47 47H45V49H44V51H43V54H46V53H49V52H51L52 51ZM229 49V48H228ZM235 49V48H234ZM233 49V50H234ZM4 51V53H7V54H9V55H11V47H10V45H8L6 42H0V51ZM33 50V49H32ZM215 50H213L214 52H216ZM224 50H226L227 51V49H224ZM223 50V51H224ZM42 51V50H41ZM235 51V50H234ZM233 51V52H234ZM40 52V51H39ZM142 52V51H141ZM155 52V51H154ZM216 52V54H214V53H212V54H214V55H212V56H214L213 58H212V60L211 59H209L211 62H212V64L213 63H215V64H217V66L220 68V69H222V70H220L219 72H224V70L223 69H227L228 67H230V65L232 66V64H230L231 63V61L233 62V60H231L230 58H231V56H230V58H228V57H226V56H223L222 54H220L221 56L219 57V58H217L216 57V55L218 54ZM225 52V51H224ZM211 53V52H210ZM209 53V54H210ZM220 53H222V50H221V52ZM228 55H229V53H228V51L226 52ZM226 53H224V54H226ZM244 53V52H243ZM226 54V55H227ZM234 54H236V53H234ZM140 55V54H139ZM231 55V54H230ZM242 56H243V54H241ZM146 56V55H145ZM149 56V55H148ZM159 56H160V54H159ZM217 56H219V54L217 55ZM223 56V57H222ZM232 56H234L233 57V59L235 58V55H232ZM225 57V58H224ZM228 58V59H227ZM215 60H218V61H215ZM208 61V60H207ZM214 61V62H213ZM117 62V61H116ZM211 62H207V64L208 63H210L211 64ZM210 65L209 66V64H208V68L210 69L209 71L210 72H212V73H215V71L214 70H216V73H218L217 72V69L218 68H216L215 69V67H216V65ZM211 66H213L214 68H212ZM0 67H3L4 68V71H5V73H6V77L7 78H9V77H13L14 75H15V73L17 74V72H16V70H18L17 69V66H16V64H15V62H11V61H9V57H1V55H0ZM168 67V66H167ZM162 68V67H161ZM166 68V67H165ZM212 68V69H211ZM214 69V70H213ZM230 69L231 70H226L227 72H228V74H229V72H230V74H232L231 73V71L233 72V73H235L233 70H232V68L230 67ZM233 69H234V67H233ZM208 70V69H207ZM214 72H213V71ZM239 70V69H238ZM161 71V70H160ZM159 71V72H160ZM209 71H207L208 72V74L207 75H209L210 76V74L211 73H209ZM151 72V71H150ZM236 72H237V70H236ZM143 73H145V71L143 72ZM241 74H242V72H240ZM220 74V73H219ZM219 74H216L217 76L219 75ZM222 74V73H221ZM225 74H226V72H225ZM227 74V75H228ZM241 74H239V76L241 75ZM196 75V74H195ZM198 75V74H197ZM233 75V74H232ZM231 75V76H232ZM199 78H196L197 80H196V84H199L202 80H198V79H200V78H202L201 76H202V74L200 75L199 74ZM214 76V75H213ZM212 76V79L215 77L216 78V76H214L213 77ZM221 76V75H220ZM231 76H227L228 78L229 77H231ZM22 77V76H21ZM193 77H195L194 76V74H193ZM198 77V76H197ZM205 78L207 77V76H204ZM219 77V76H218ZM224 77H226V76H224ZM224 77L223 78H221V79H223V82H224V84H226V82H229V81H231L235 76L233 75L232 77H231V79L229 80V81H227L226 79L224 80ZM226 77V78H227ZM241 77V76H240ZM204 78V80H208V79H205ZM207 78H209V77H207ZM214 78V79H215ZM192 79V78H191ZM190 78H189V80H191ZM203 79V78H202ZM211 79V80H212ZM217 79V78H216ZM220 79V80H221ZM8 80V79H7ZM195 80V79H194ZM193 79L191 80V81H194ZM217 80H219V79H217ZM216 80V81H217ZM176 81V80H175ZM184 81H186V80H184ZM198 81H199V83H198ZM216 81H215V83H216ZM222 81V80H221ZM221 81H219V82H221ZM226 81V82H225ZM178 81H176V84H178L177 83ZM209 82V80L206 82V83H208ZM219 82H217V83H219ZM182 83H184L183 81H182ZM189 83H191L190 81H189ZM205 82H203L202 81V84H204ZM214 82H212L211 83V85H209L210 87L212 86V84H213ZM195 83L194 82H192L191 83V85H194ZM195 84V85H196ZM179 85H180V87H181V84L179 83ZM183 85V84H182ZM200 85L201 84H199V87H200ZM207 85V84H206ZM205 84L203 85V86H206ZM207 85V86H208ZM214 85V84H213ZM220 85V84H219ZM229 85V84H228ZM134 86V85H133ZM198 86V85H197ZM202 86V85H201ZM209 86H208V89H209ZM218 86V85H217ZM222 86L224 87V85L222 84ZM221 86V87H222ZM194 87H196V86H194ZM214 88H216V86L214 85L213 86ZM212 88V87H211ZM219 88L220 87H218V90L217 91H219ZM226 88L228 89V87H227V85H226ZM174 88H172L171 89V92H173L174 90H173ZM195 89V88H194ZM201 89H203L204 90V88L202 87ZM221 89H223V88H221ZM173 90V91H172ZM196 90H197V88H196ZM199 90H200V88H199ZM199 90H197V91H199ZM199 91V92H201V93H203V95L204 94H206V95H208V93L210 92V91H212V93H213V89H209L206 93H205V91L207 90V88L205 89V91ZM223 90H225V89H223ZM168 91V90H167ZM170 91V90H169ZM196 91V92H197ZM227 91V90H226ZM229 91V90H228ZM227 91V92H228ZM222 93V91H219V93ZM224 92L225 91H223V95H224ZM227 92H225V94L227 93ZM241 92V93H242ZM211 93V92H210ZM211 93V94H212ZM216 93H218V92H216ZM168 94H169V92H168ZM171 94H172V96H173V93H170L169 94V96L170 97H168V95L167 94H165V95H167V97L168 98H171ZM215 94V93H214ZM228 94V93H227ZM239 94V93H238ZM164 95V94H163ZM221 95V94H220ZM220 95L218 96L217 95V97H216V94H215V96L214 97H216V98H220ZM248 95V96H247ZM202 96V95H201ZM209 96H210V94H209ZM226 96V95H225ZM224 96V97H225ZM241 96H239L238 98L240 99V98H242ZM245 96V97H244ZM136 97V96H135ZM175 97V96H174ZM173 97V98H174ZM178 97V96H177ZM180 97V96H179ZM208 97V96H207ZM224 97H222V98H224ZM176 98V97H175ZM174 98V102L175 101H179V100H181V99H179V98H176L175 99ZM204 98V97H203ZM210 97H208V100L210 101V99H209ZM198 99V98H197ZM200 99V98H199ZM205 99V98H204ZM238 99V100H239ZM164 100H166V98L164 99ZM172 100V99H171ZM200 100H202V99H200ZM207 100V103H206V101H205V103L206 104H203V103H201V105L203 104V105H207V108H208V106L212 103L211 101L209 102ZM220 100V102L219 101H217V100H215L214 99V101H217V103H221L222 102V99L220 98L219 99ZM131 101H133V100H131ZM130 101V102H131ZM155 101V100H154ZM157 101V100H156ZM168 101V100H167ZM166 101V102H167ZM173 101V100H172ZM177 101V103L176 104H178L179 102ZM197 101H199V100H197ZM196 101V102H197ZM212 101H213V98H212ZM237 101V100H236ZM241 101H239V102H241ZM163 102V101H162ZM169 102V101H168ZM173 102V103H174ZM202 102H204V101H202ZM238 102V101H237ZM236 102V103H237ZM151 104H153L152 102H150ZM149 103V104H150ZM164 103V102H163ZM162 103V104H163ZM172 102H170V103H168V104H173ZM208 103H210L209 105H208ZM148 104V103H147ZM162 104H160V105H162ZM164 104H166V106H164V105H162V106H164V108L165 107H167L168 105H167V103H164ZM179 104H181V102L179 103ZM199 103H197V105H198ZM238 104H236L237 105V107H238ZM251 104V105H250ZM85 105V104H84ZM83 105V106H84ZM87 105H89V104H87ZM91 105V104H90ZM121 105H123V104H121ZM137 104H135V106H136ZM156 105H157V103H156ZM217 105V104H216ZM215 105V106H216ZM219 105H221V104H219ZM218 105V107H220ZM232 105H233V103H232ZM235 105V106H236ZM158 106V105H157ZM156 106V107H157ZM161 106V111H162V113L163 112H165V114L166 115H168L169 114V111L167 110L168 108H166L165 110H164V108ZM234 106V105H233ZM86 108H87V106H85ZM94 107V106H93ZM98 107V106H97ZM97 107L94 109V110H96L97 109ZM113 107H115V106H113ZM119 108H120V106H118ZM123 107V106H122ZM133 107V106H132ZM169 107V106H168ZM218 107L216 106V109H218ZM223 107V106H222ZM222 107H220V108H222ZM245 107H243V108H245ZM89 108H91V109H93L92 108V106H90ZM107 108V107H106ZM139 108V107H138ZM147 108H150V107H147ZM163 108V109H162ZM179 108H180V106H179ZM178 108V109H179ZM200 107L198 106V109H199ZM202 108V107H201ZM220 108H219V110L218 111H221L220 110ZM231 109H232V107H230ZM107 109H109V108H107ZM112 109V108H111ZM118 109V108H117ZM128 109H129V107H128ZM156 109H158V107L156 108ZM177 109V108H176ZM181 109V108H180ZM204 106H203V111H204ZM224 109V108H223ZM98 110H99V107H98ZM113 110H114V108H113ZM202 110V109H201ZM200 110V111H201ZM215 110V109H214ZM85 111V110H84ZM90 111V109L88 110V112ZM93 111V110H92ZM103 111V110H102ZM115 111V110H114ZM142 111V110H141ZM167 111H168V114H167ZM180 111V110H179ZM202 111V112H203ZM206 111V110H205ZM234 110L232 109V111L231 110H229V112H233ZM77 112V111H76ZM83 112V111H82ZM86 112V111H85ZM84 112V113H85ZM107 112V111H106ZM116 112V111H115ZM120 112H121V110H120ZM128 112V111H127ZM133 112V111H132ZM140 112V111H139ZM159 112V109L157 110V113ZM178 112V110H176V113ZM182 112V111H181ZM201 112V114H203ZM216 112H217V110H216ZM83 113V114H84ZM96 114V111L95 112H93V115H95ZM99 113V112H98ZM96 114V115H99V114ZM103 113H105V111L103 112ZM129 113V112H128ZM234 113V112H233ZM235 113H236V115L238 114V116H240V114L237 112V111H235ZM77 114H79V113H77ZM86 114H88V113H86ZM86 114L84 115V116H86ZM130 114V113H129ZM137 114V113H136ZM135 114V115H136ZM143 114V113H142ZM145 114V113H144ZM205 115H206V112L204 113ZM212 114H215V113H212ZM218 114V113H217ZM89 115V114H88ZM93 115H92V118H93ZM104 115V114H103ZM106 115H109V114H106ZM159 115V114H158ZM158 115H155V116H158ZM184 115H186V114H184ZM189 115V114H188ZM188 115H186V116H188ZM219 116H220V112H219V114H218ZM233 115H235V114H233ZM59 116H60V114H59ZM61 116H63L62 114H61ZM129 116V115H128ZM134 116V115H133ZM138 116V115H137ZM140 116V115H139ZM173 116V115H172ZM189 116H191V115H189ZM188 116V118L189 119H191L190 117ZM209 116H211V115H209ZM208 116V117H209ZM54 117V116H53ZM66 117V116H65ZM88 118H89V116H87ZM95 117V116H94ZM152 117H153V115H152ZM166 117H168V116H165V118ZM174 117V116H173ZM177 117H180V116H177ZM192 117H194V116H192ZM202 117V116H201ZM204 117V116H203ZM76 118H78L77 116H76ZM79 118H82V116H80V114H79ZM91 118V117H90ZM90 118H89V120H90ZM91 118V119H92ZM98 118H99V116L97 117V120H98ZM149 118H151V116L149 117ZM160 118V117H159ZM183 118H185V120H189V119H186V117L184 116ZM196 118H197V116H196ZM237 119H238V117H236ZM240 118V117H239ZM54 119H57V118H54ZM59 119H61V118H59ZM66 119V118H65ZM84 119V118H83ZM82 119V120H83ZM104 119V118H103ZM107 119V118H106ZM110 119V118H109ZM143 119H144V117H143ZM155 119H157V117L155 118ZM167 119V118H166ZM172 119V118H171ZM174 120H173V123H172V125H174V122H176L177 121V118L176 117H174L173 118ZM63 120V119H62ZM79 120H81V119H79ZM79 120H74L73 119V121H79ZM85 120V119H84ZM94 120H96V119H94ZM97 120H96V122H97ZM108 120V119H107ZM147 120H148V118H147ZM161 120V119H160ZM168 120V119H167ZM192 120V119H191ZM191 120H190V122H191ZM52 121V120H51ZM61 121V120H60ZM101 121V115H100V120H99V122ZM109 121V120H108ZM107 121V122H108ZM115 121V120H114ZM136 121V120H135ZM144 121H145V119H144ZM154 121V120H153ZM169 121H170V119H169ZM195 121V120H194ZM197 121V120H196ZM195 121V122H196ZM237 121V120H236ZM48 122V121H47ZM54 122H56V121H54ZM82 122V121H81ZM81 122H78L79 123V125H81L80 123ZM85 122V121H84ZM102 122H103V120H102ZM107 122H103L104 124L105 123H107ZM124 122V121H123ZM133 122V121H132ZM171 122V121H170ZM178 122V121H177ZM183 122H185V121H183ZM182 122V123H183ZM187 122V121H186ZM185 122V123H186ZM192 122H193V120H192ZM57 123V122H56ZM58 123H59V121H58ZM57 123V124H58ZM69 123H70V121H69ZM69 123H67L68 125H69ZM74 123L75 122H73L72 124H70V125H74ZM86 123V122H85ZM102 123V124H103ZM135 123H137V122H135ZM146 123V122H145ZM166 124L168 123L167 121L165 122ZM185 123H183L184 125H185ZM51 124H54V123H51ZM61 124V123H60ZM66 124V125H67ZM84 123L82 122V125H83ZM100 124V123H99ZM144 124V123H143ZM169 124L170 123H168V125H166V127L167 126H169ZM179 125H180V120H179V123H178ZM183 124H181L180 125V128H181V126L184 128L185 126H183ZM195 124V123H194ZM194 124H192V125H194ZM70 125H69V127H70ZM76 125H78V124H76ZM81 125V126H82ZM84 125H86V124H84ZM84 125H83V127H84ZM89 125V124H88ZM87 125V126H88ZM92 125H94V124H92ZM97 125V124H96ZM119 125V124H118ZM138 125V124H137ZM165 125V124H164ZM179 125H178V127H179ZM187 125V124H186ZM63 126H65V125H63ZM86 126V127H87ZM91 126V125H90ZM89 126V127H90ZM108 126V125H107ZM163 126V125H162ZM176 126V125H175ZM174 126V127H175ZM48 127V126H47ZM46 127V128H47ZM52 127V126H51ZM56 127H59L58 125L56 126ZM62 127V126H61ZM68 127V128H69ZM76 127V126H75ZM75 127H74V129H75ZM80 127V126H79ZM94 127V126H93ZM97 127V126H96ZM165 127V128H166ZM31 128V127H30ZM49 128V127H48ZM60 128V127H59ZM73 128V127H72ZM77 128V127H76ZM81 128V127H80ZM88 128V127H87ZM87 128H83L84 130L85 129H87ZM100 128V127H99ZM138 128L139 129H142L141 127H140V125H138ZM157 128V127H156ZM159 128V127H158ZM168 128V130H169V127H167ZM177 128V127H176ZM40 129V128H39ZM52 129V128H51ZM54 129H55V126H54ZM58 129V128H57ZM56 129V130H57ZM63 129V128H62ZM82 129V128H81ZM118 129V128H117ZM152 129V128H151ZM186 129V128H185ZM30 130V129H29ZM34 130V129H33ZM72 130V129H71ZM76 130H78L79 131V129H76ZM76 130H74V132H76ZM84 130H82V134L84 133L85 134V136H86V133L87 132H84ZM88 130H89V128H88ZM105 130V129H104ZM125 130V129H124ZM160 130V129H159ZM167 130V129H166ZM165 130V131H166ZM26 131H27V129H26ZM31 131H32V128H31ZM48 131V130H47ZM58 131V130H57ZM62 131H64V130H62ZM66 131H67V129H66ZM68 131H69V129H68ZM87 131V130H86ZM89 131H91L92 132V130H89ZM152 131V130H151ZM154 131V130H153ZM158 131V130H157ZM156 130H155V136H153V137H156V136H161L160 134H162V133H160L161 131H162V129L160 130V134L157 132ZM24 132V131H23ZM28 132V131H27ZM33 132V131H32ZM50 132H51V130H50ZM72 132H73V130H72ZM93 132H96V131H93ZM125 132V131H124ZM124 132H123V134H124ZM62 133V132H61ZM65 135L67 134V133H71V132H67V133H65V132H63ZM79 133L80 132H78L77 134H78V137H79ZM89 133V132H88ZM105 133L107 134V132L105 131ZM109 133V132H108ZM126 133V132H125ZM140 133H142V132H140ZM157 133H158V135H157ZM163 133L165 134V132H164V126H163ZM176 133H177V131H176ZM25 134V133H24ZM29 134V133H28ZM38 134V133H37ZM63 134V136H65ZM71 134H73V133H71ZM70 134V135H71ZM75 134V133H74ZM76 134V135H77ZM83 134V135H84ZM92 134V133H91ZM103 134V133H102ZM105 134V135H106ZM123 134H121V138H123ZM129 134V131H128V133L126 134V136H124L125 138L126 137H131L130 136V134ZM153 134V133H152ZM151 134V135H152ZM164 134L162 135V137L164 138H168V137H166V136H164ZM50 135V134H49ZM49 135H48V137H49ZM70 135H69V137H70ZM81 135V134H80ZM83 135H81V136H83ZM88 135V134H87ZM105 135H104V137H105ZM128 135V136H127ZM166 135V134H165ZM167 135H169V133H168V131H167ZM230 135H231V133H230ZM233 136H234V134H232ZM231 135V136H232ZM32 136L34 137V135L32 134ZM37 136V135H36ZM84 136V137H85ZM90 136V135H89ZM89 136H88V138H89ZM107 136H109V135H107ZM117 136H118V134H117ZM119 136H120V134H119ZM118 136V138H119V140H121L120 139V137ZM142 136V135H141ZM47 137V138H48ZM77 137V136H76ZM91 137H93L92 135L90 136V138ZM103 137V138H104ZM20 138V137H19ZM68 137H66V139H67ZM134 137H132L131 139H132V141L134 142V140L135 139H133ZM164 138V139H165ZM8 139H10V138H8ZM14 139H16V138H14ZM36 139V138H35ZM37 139H38V137H37ZM40 139V138H39ZM93 139V138H92ZM130 139V138H129ZM143 139V138H142ZM141 139V140H142ZM154 139V138H153ZM156 140L155 141H157V140H159V139H157V137L155 138ZM165 139V140H166ZM89 140H91V139H89ZM96 140V139H95ZM106 140V139H105ZM118 140V139H117ZM118 140V141H119ZM123 140H124V138H123ZM144 140V139H143ZM142 140V141H143ZM149 140H150V138H149ZM149 140H147V141H149ZM162 140V139H161ZM160 140V141H161ZM241 140V143H243V141ZM247 140H249V141H247ZM12 141V140H11ZM10 141V142H11ZM17 141H20V140H17ZM36 140H34V142H35ZM41 141V140H40ZM44 141V140H43ZM53 141V140H52ZM67 141H68V139H67ZM69 141H70V139H69ZM92 141V140H91ZM99 142H100V140H98ZM98 141H94L95 143H97ZM131 141V140H130ZM130 141L128 140L127 141V138H126V144H125V142L123 143L124 144V148L122 149L123 151H124V149H125V145H127V142H129L130 143ZM131 141V142H132ZM147 141H145L146 143H147ZM151 141H152V139H151ZM150 141V142H151ZM159 141V142H160ZM163 141V140H162ZM169 141V140H168ZM7 142V141H6ZM13 142V141H12ZM16 142V141H15ZM49 142H51V141H49ZM98 142V143H99ZM105 143H107L106 141H104ZM120 142V141H119ZM123 142V141H122ZM121 142V143H122ZM133 142H132V146H133ZM135 142L137 143V140H135ZM139 142V141H138ZM149 142V143H150ZM154 142V141H153ZM152 142V143H153ZM166 144H167V142L166 141H164ZM14 143V142H13ZM41 143V142H40ZM42 143H44V142H42ZM41 143V144H42ZM52 143V142H51ZM51 143H49L50 145H51ZM102 142H100V144H101ZM128 143V144H129ZM135 143V144H136ZM155 144H156V142H154ZM158 143V142H157ZM236 143V142H235ZM238 143H239V141H238ZM250 143H248L249 145H250ZM6 143H4V145H5ZM7 144H9V142L7 143ZM12 144V143H11ZM10 144V145H11ZM16 144H17V142H16ZM19 144V143H18ZM22 144V143H21ZM25 144H27L26 142H25ZM36 144V143H35ZM38 144V143H37ZM36 144V145H37ZM40 144V145H41ZM45 144H46V142H45ZM56 144V143H55ZM54 144V145H55ZM67 144H68V142H67ZM72 143L70 142V145H71ZM74 144V143H73ZM92 144V143H91ZM145 144V143H144ZM154 144V146H156ZM160 144H161V142H160ZM159 143L157 144V145H160ZM164 144V143H163ZM163 144H162V147H163ZM49 145V146H50ZM52 145H53V143H52ZM69 145V144H68ZM76 145V144H75ZM79 146H81L80 144H78ZM77 145V146H78ZM99 145V144H98ZM103 145V144H102ZM101 145V147H103ZM109 145V144H108ZM130 145H131V143H130ZM129 145V146H130ZM138 145V144H137ZM143 145V144H142ZM147 145V144H146ZM151 145V144H150ZM165 145V144H164ZM236 145V144H235ZM234 145V146H235ZM238 145V144H237ZM16 146H18V145H16ZM38 147H39V145H37ZM44 146H46V145H44ZM58 146V145H57ZM73 146V145H72ZM72 146H70V147H72ZM78 146V147H79ZM128 146V145H127ZM127 146H126V148H127ZM166 147H167V145H165ZM232 145H230L229 146V148H228V151H229V149H231V148H233L234 146H232ZM240 146V145H239ZM9 147V146H8ZM12 147H13V145H12ZM47 147V146H46ZM51 147H53V146H51ZM77 147V148H78ZM81 147H83V146H81ZM91 147V146H90ZM100 147V146H99ZM110 147V146H109ZM123 146H122V144H121V147H120V144H119V148L121 149ZM131 147V146H130ZM130 147H128V149L130 148ZM138 147H143V146H139L138 145ZM162 147H160V148H162ZM166 147H163V148H166ZM231 147V148H230ZM4 148V147H3ZM11 148V147H10ZM19 148H20V146H19ZM31 148V147H30ZM40 148V147H39ZM74 148H75V146H74ZM77 148H75V149H77ZM93 148V147H92ZM106 148V147H105ZM118 148V147H117ZM117 148H115V149H117ZM133 150L134 149H136L135 148V146L134 147H131ZM130 148V149H131ZM235 148V147H234ZM14 149V148H13ZM13 149H12V151H13ZM15 149H17V147L15 148ZM14 149V150H15ZM20 149H22V148H20ZM24 149V148H23ZM20 150V151H25V150ZM25 149H27L26 147H25ZM29 149V148H28ZM43 149V148H42ZM46 149V150H45ZM45 149H43V150H45L46 152H47V148H45ZM52 149V148H51ZM55 149H56V146H55ZM73 148H71V150H72ZM79 149H80V147H79ZM82 149L83 148H81V152H84V149H83V151H82ZM103 149H104V147H103ZM119 149V150H120ZM127 149V150H128ZM131 149V150H132ZM138 149V148H137ZM136 149V150H137ZM143 149H145L144 147H143ZM8 150V149H7ZM9 150H11V149H9ZM30 150V149H29ZM41 150V149H40ZM57 150V149H56ZM74 150V149H73ZM121 150V151H122ZM126 150V149H125ZM136 150H134V151H136ZM139 151H141L142 152V150H140V149H138ZM168 150H169V147H168ZM0 151H2V150H0ZM20 151H18L19 153H20ZM27 151V150H26ZM26 151H25V153H26ZM44 151V152H45ZM49 151V150H48ZM51 151V150H50ZM49 151V152H50ZM59 151H60V149H59ZM58 151V152H59ZM75 151V152H74ZM73 152L74 153H76V150H74ZM79 150L77 149V152H78ZM80 151H79V153H80ZM115 151V150H114ZM113 151V152H114ZM117 151H118V149H117ZM116 151V152H117ZM121 151H120V153H121ZM130 151V150H129ZM134 151H132V154H130L129 152V154L130 155H134L133 154V152ZM138 151V152H139ZM143 151H145V150H143ZM162 151H164L163 149H162ZM225 151V149L223 150V152ZM228 151H225V152H228ZM263 151H264V149H263ZM15 152H17L16 150H15ZM17 152V153H18ZM28 153L26 154V155H28L29 154V151H27ZM33 152V151H32ZM40 152V151H39ZM53 152V150L51 151V154L50 155H52V154H55L54 152ZM113 152L111 153L112 155H113V157H115L116 156V154H115V152H114V154H115V156H114V154H113ZM137 152V153H138ZM141 152H139L138 154L137 153H135V154H137V156L138 155H140V153ZM148 152V151H147ZM165 152L166 153H169V151H167V150H165ZM212 152V151H211ZM210 152V153H211ZM4 153V155H5V152H3ZM6 153H9V152H7L6 151ZM11 153V152H10ZM13 153V152H12ZM10 154V155H16L15 153H13V154ZM30 153H31V151H30ZM34 153V152H33ZM37 153V155H38V152H36ZM42 154H43V152H41ZM79 153H77V154H79ZM106 153V155H107V152H105ZM125 153H127L126 151H125ZM125 153H123L122 152V157L124 156V154ZM145 153V152H144ZM45 154V153H44ZM59 154V153H58ZM57 154V155H58ZM60 154H62L61 153V151H60ZM60 154H59V156H60ZM85 153H83V156H87V155H84ZM110 154V155H111ZM118 154V153H117ZM129 154H127V155H129ZM142 154H143V152H142ZM148 153H146V155H147ZM212 154H214V153H212ZM217 154V153H216ZM223 154V153H222ZM229 154H231V153H229ZM20 156H21V154H19ZM34 155V154H33ZM36 154H35V156H37ZM39 155H40V153H39ZM48 155H49V153H48ZM96 155V154H95ZM111 155V156H112ZM119 155V154H118ZM126 155V154H125ZM130 155H129V157H130ZM144 155V154H143ZM142 155V157L144 158V156H146V155H144L143 156ZM166 155V154H165ZM174 155V154H173ZM189 155V154H188ZM218 155V154H217ZM217 155H216V157H217ZM224 155H226L225 153H224ZM224 155H222V156H224ZM228 155V154H227ZM225 156V157H228V156ZM8 156H9V154H8ZM7 156V157H8ZM22 156H23V154H22ZM30 156H32V154H29L28 155V157L30 158ZM41 156V155H40ZM47 156V155H46ZM58 156V157H59ZM64 156V155H63ZM80 156H82L81 154H80ZM98 156V155H97ZM108 156V155H107ZM106 156V157H107ZM107 157L108 158V162H111L110 160V158H112V157ZM136 156V157H137ZM168 156V155H167ZM175 156V155H174ZM187 156V155H186ZM190 156H192V155H190ZM189 156V157H190ZM213 156H215V154L214 155H212V158H213ZM1 157H3V156H1ZM24 157H26V156H24ZM45 157V156H44ZM48 157V156H47ZM52 157H53V155H52ZM52 157H50V158H52ZM55 157V156H54ZM54 157L52 158L53 159V161L55 160V161H58V159L56 160V159H54ZM118 157V156H117ZM126 157V156H125ZM129 157H127V158H129ZM133 157H135V156H132V158ZM139 157V156H138ZM141 157V158H142ZM147 157V156H146ZM155 157V156H154ZM179 157V156H178ZM181 157L182 158H184L185 156H183V155H181ZM188 157V158H189ZM215 157V158H216ZM224 157V158H225ZM18 156H17V159H15V160H18ZM28 158V159H29ZM32 158V157H31ZM36 158V157H35ZM42 158H43V156H42ZM49 158V157H48ZM60 158H62V156L60 157ZM88 158H90V157H88ZM106 158V159H107ZM124 158V157H123ZM127 158L125 159V160H127ZM150 157H147V159L149 160L148 162H151V160L149 159ZM156 159H159V158H157V156L155 157ZM215 158H213V160H214V164H213V162H211L212 164H213V167H212V169L210 170V173H209V175L206 177L207 178V180H206V178L204 177L203 179H201L200 178V180H204L205 182L202 184V185H200L201 183H199V186L200 187H202L203 189H205V188H209L210 189V194L208 193V195L206 196V197H202L203 199H202V201H203V203L202 204H200V205H202L203 206V208L208 212V213H212L211 214V225H210V227H209V236H210V243L211 242H217L218 240H221V239H226V238H230L231 239V241L233 242L234 241V243H238L239 241H247V240H258V241H261L263 244H264V156H261V157H254V156H252L251 154H248V153H242V154H236V155H231L229 158H227L228 160H225L223 157H221V159L223 158V160H225V161H227V162H223V163H225L224 164V167H222L223 165V163H218V162H216V159ZM220 158V157H219ZM4 159V158H3ZM14 159V158H13ZM27 159V158H26ZM26 159H23V160H26ZM27 159V160H28ZM44 159V158H43ZM43 159H42V161H43ZM52 159H49V160H47V159H45L47 162L48 161H50V162H52L51 160ZM64 159V158H63ZM87 159V158H86ZM118 159V158H117ZM120 159H122V158H119V162H121V160ZM138 159V158H137ZM161 159V158H160ZM165 159V158H164ZM174 159V158H173ZM203 159H207V158H203ZM208 159H210L211 160V158L209 157ZM5 160H7V159H5ZM10 160V159H9ZM12 160V159H11ZM10 160V161H11ZM14 160V161H15ZM20 160V159H19ZM30 160V159H29ZM31 160H33V158L31 159ZM36 160V159H35ZM39 160H40V158H39ZM60 160V159H59ZM62 160V159H61ZM60 160V161H61ZM96 160V159H95ZM112 160H115L116 161V159H112ZM123 160V159H122ZM138 160H140V158L138 159ZM142 160V159H141ZM140 160V161H141ZM144 160V159H143ZM166 160V159H165ZM184 160H186V158H184ZM187 160H189V159H187ZM202 160V159H201ZM212 160V161H213ZM13 161V162H14ZM21 161V160H20ZM20 161H19V163H20ZM88 162H89V160H87ZM86 161V164L88 163ZM92 161V160H91ZM93 161H94V159H93ZM105 161H107V160H102V162L105 164ZM117 161V162H118ZM132 161V160H131ZM133 161H134V159H133ZM207 161V160H206ZM205 160H204V164L205 165H207V162H206ZM6 162L7 161H5V164H6ZM31 162H33V161H31ZM36 163H38L39 164V162H37V160L35 161ZM44 162V161H43ZM68 162V161H67ZM95 162H97V161H94V163ZM102 162H100V164L102 163ZM113 162V161H112ZM118 162V163H119ZM180 162H183V164H185V162L184 161H180ZM180 162H178L179 164H182V163H180ZM187 162H189V161H187ZM202 162H203V160H202ZM209 162V163H210ZM10 163H12V162H10ZM15 163H16V161H15ZM29 163V162H28ZM42 163V162H41ZM45 164H46V162H44ZM66 163V162H65ZM98 163H99V161H98ZM98 163H96V164H98ZM101 164V166L100 167H104V164ZM114 163V162H113ZM132 163V162H131ZM137 164H139L140 165V163H139V161H137L136 162ZM135 163V164H136ZM144 164H145V166H146V161L144 160V162H143ZM142 163V164H143ZM155 163H157L158 164V160H157V162H155ZM190 163H193V160H191V162H189V164ZM210 163V164H211ZM2 164V163H1ZM8 164H9V162H8ZM8 164H7V166H8ZM13 164V163H12ZM18 164V163H17ZM53 164V162L50 164V165H52ZM56 164H58V163H56ZM56 164H53L54 166L56 165ZM60 165H61V163H59ZM74 164V163H73ZM115 164V163H114ZM117 164V163H116ZM143 164V165H144ZM198 164H200V163H198ZM197 164V165H198ZM209 164V165H210ZM24 165V164H23ZM31 165H33V164H31ZM34 165H36L37 166V164H34ZM43 165V164H42ZM41 165V166H42ZM47 165H49V164H47ZM67 165V164H66ZM88 165H90V163L88 164ZM103 165V166H102ZM129 165V164H128ZM148 165H150V164H148ZM152 165H154V162H153V164H152V162H151V165L150 166H152ZM200 165H202V164H200ZM199 165V166H200ZM208 165V166H209ZM5 166V165H4ZM6 166V167H7ZM10 166V165H9ZM14 167H15V164L13 165ZM13 166L11 167V169L10 170H12L13 171ZM20 166V165H19ZM24 166H26L27 167V165H24ZM29 166H30V164H29ZM36 166H33V167H35L36 168ZM53 166V167H54ZM57 166V165H56ZM55 166V167H56ZM73 165L71 164V167H72ZM98 166V165H97ZM105 166H107V165H105ZM109 166V165H108ZM107 166V168H110L112 165H111V163H110V167H108ZM131 166V165H130ZM132 166H133V164H132ZM136 166H138V165H136ZM149 166V167H150ZM155 166V165H154ZM198 166V167H199ZM204 166V165H203ZM203 166L201 167V168H203ZM207 166V167H208ZM211 166V165H210ZM18 167V166H17ZM43 167V166H42ZM44 167H46V166H44ZM50 167V166H49ZM54 167V170L56 169V170H60L61 169V166H57V168L58 167H60L59 169H57V168H55ZM66 167V166H65ZM64 167V164L62 163V168L64 169L65 168ZM68 167V166H67ZM79 167V166H78ZM80 167H82V166H80ZM79 167V168H80ZM85 167H86V165H85ZM88 167H91V165L90 166H88ZM113 167H115V165H113ZM123 167V166H122ZM153 167V166H152ZM157 167V166H156ZM3 168V167H2ZM29 168V167H28ZM28 168H25L24 167V169H28ZM33 169L32 171H34V170H36V172L38 171L37 169H39L40 168V165H39V167L37 168V169ZM69 168V170L71 169L70 167H68ZM87 168V167H86ZM104 168H106V167H104ZM106 168V170H108ZM120 168V167H119ZM131 168H132V170L133 169H135V167H129V171H131ZM148 168V167H147ZM155 167H153V169H154ZM183 168V167H182ZM197 168V167H196ZM200 168V169H201ZM16 169V168H15ZM22 169H23V167H22ZM30 169V168H29ZM53 169V168H52ZM81 170H82V168H80ZM79 169V170H80ZM90 169V168H89ZM88 169V170H89ZM111 169V168H110ZM114 169V168H113ZM150 170H148L149 172L151 171V167L149 168ZM152 169V170H153ZM193 169V168H192ZM195 169V168H194ZM205 170H206V167L204 168ZM204 169H201V172H203L202 174H204L205 173V170ZM209 169V167L207 168V171H209L208 170ZM18 170V169H17ZM40 170L43 172V170L40 168ZM48 170V169H47ZM47 170H44L45 172L43 173V175H45V173L47 172ZM50 170V169H49ZM72 170V169H71ZM84 170H86V172L88 171L87 169H85L84 168ZM101 170V169H100ZM99 170V171H100ZM102 170H104V169H102ZM105 170V172H107ZM117 170H118V168H117ZM117 170H114L116 173H114L115 175L118 173V172H120L119 170H118V172H117ZM121 171H123L124 172V170H122V168L120 169ZM166 170V169H165ZM203 170V171H202ZM5 171H6V169H5ZM11 171V172H12ZM15 171V170H14ZM19 171V170H18ZM25 171V170H24ZM32 171H28V173H29V175L28 176H31V177H33L32 175H30V173L32 172ZM41 171H40V173H41ZM68 171V170H67ZM66 171V172H67ZM94 171V170H93ZM114 171H112V173L114 172ZM194 171V170H193ZM193 171H190L189 173L190 174H192L193 175ZM200 171V170H199ZM3 172V171H2ZM10 172V171H9ZM17 172V171H16ZM58 172V171H57ZM69 172V171H68ZM68 172H67V174H68ZM74 171H72L71 173H73ZM84 172L85 171H83V175L85 176L86 174H84ZM98 172V171H97ZM103 172V174H104V176H108V175H106L105 174V172L104 171H102ZM132 172V171H131ZM133 172H134V170H133ZM192 172V173H191ZM198 172V168H197V170L194 172V174L196 175V174H200L201 175V173H197ZM20 173H22V175L23 176H27V175H25L23 172H20ZM52 173V172H51ZM54 173H56V171L54 172ZM58 173H61V171H59ZM79 173V172H78ZM109 173H111V170H110V172ZM108 173V174H109ZM111 173V175H113ZM121 173V172H120ZM207 173V172H206ZM9 174V173H8ZM18 174V172L16 173V175ZM35 174V173H34ZM33 174V175H34ZM62 174H63V172H62ZM131 174V173H130ZM139 174V173H138ZM182 174H183V172H182ZM185 174V173H184ZM188 174V173H187ZM6 175V174H5ZM15 175V174H14ZM21 175V174H20ZM19 175V176H20ZM54 175V174H53ZM63 175H65V174H63ZM62 175V176H63ZM69 175H71V174H69ZM73 175H75L76 176V174H73ZM73 175H71V176H73ZM79 175V174H78ZM78 175H77V177H78ZM81 175V174H80ZM83 175H81V176H83ZM88 175V174H87ZM129 175V172L127 173V176ZM191 175V176H192ZM195 175H193V177H195ZM3 176H4V174H3ZM13 176V175H12ZM18 176V175H17ZM17 176H15V177H17ZM35 176V175H34ZM49 176V175H48ZM48 176H45V177H48ZM50 176H51V174H50ZM49 176V177H50ZM55 176V175H54ZM58 176H60V175H58ZM58 176H57V178H58ZM62 176H60L61 178H63ZM81 176L79 177V178H81ZM89 176V175H88ZM110 176V175H109ZM108 176V178H110ZM117 176V175H116ZM119 176V175H118ZM117 176V177H118ZM124 176H126V174L124 175ZM123 176V177H124ZM197 176V175H196ZM202 176V175H201ZM201 176H199V177H201ZM206 176V175H205ZM7 177V176H6ZM10 177H11V174H10ZM52 177V176H51ZM60 177H59V179H60ZM74 177V176H73ZM76 177V178H77ZM121 178L122 180L124 179V178H126V179H128V177H124V178ZM203 177V176H202ZM3 178V177H2ZM2 178H1V180H2ZM9 178V177H8ZM7 178V179H8ZM22 178H24V177H22ZM53 178V177H52ZM67 178V176L65 177V179ZM69 178H70V176H69ZM116 178V177H115ZM114 178V179H115ZM119 178V177H118ZM197 178V180H199L198 179V177H196ZM20 179V178H19ZM18 179V180H19ZM25 179H26V177H25ZM24 179V180H25ZM32 180L33 179H35V178H31ZM37 179V178H36ZM65 179L63 178V180L65 181ZM73 179H75V178H73ZM78 179V178H77ZM86 179V178H85ZM87 179H88V177H87ZM99 179V178H98ZM126 179L124 180L125 182H126ZM184 179H185V177H184ZM6 179H4V180H2V182H4ZM10 180V179H9ZM23 180V179H22ZM22 180H19V182H20V184H21V182H22ZM27 180V179H26ZM31 180V182H33ZM39 180V179H38ZM43 180V183H44V179H42ZM42 180H39L40 182L42 181ZM61 180V179H60ZM67 180V179H66ZM91 180V179H90ZM94 180V179H93ZM130 180V179H129ZM129 180H127V182L129 181ZM164 180V179H163ZM199 180V181H200ZM16 181V180H15ZM14 181V182H15ZM29 181H30V178H29ZM28 181V182H29ZM35 182H36V186H37V183H38V181H36V180H34ZM47 181V180H46ZM46 181H45V183H46ZM59 181V180H58ZM85 181H87V180H85ZM107 181V180H106ZM123 181V183H121V181H120V186H121V188H122V185L125 183ZM199 181H197V182H199ZM1 182V185L0 186H2V185H4L5 186V184H3ZM8 183V180L7 181H5L4 183ZM10 182V181H9ZM19 182H17V183H19ZM39 182V183H40ZM94 182H95V180H94ZM93 182V183H94ZM104 182V181H103ZM126 182V183H127ZM178 182V181H177ZM201 182V181H200ZM16 183V182H15ZM14 183V184H15ZM26 183V182H25ZM24 182H23V184H21L22 186L25 184ZM30 183V182H29ZM79 183V182H78ZM77 183V184H78ZM119 183V182H118ZM131 183V182H130ZM163 183V182H162ZM187 183V182H186ZM10 184H13L12 182L10 183ZM13 184V185H14ZM27 184V183H26ZM41 184V183H40ZM40 184L37 186L38 187V189H41V188H39L40 187ZM64 184H66L65 186H67V185H69V183L67 184L66 183V181H65V183ZM80 184V183H79ZM79 184H78V186H79ZM92 184V183H91ZM122 184V185H121ZM9 185V184H8ZM13 185H11L12 187H13ZM15 185H17V184H15ZM19 185V184H18ZM28 186L30 185V184H27ZM26 185V186H27ZM32 185V184H31ZM34 185V184H33ZM42 185V184H41ZM95 185V184H94ZM103 185V184H102ZM101 185V187H103ZM163 185V184H162ZM184 185V184H183ZM10 186V185H9ZM20 186V185H19ZM19 186H16L17 188H18V190H19ZM25 186V187H26ZM28 186L26 187V189L25 190H27V188H28ZM35 186V185H34ZM74 186V185H73ZM77 186V185H76ZM75 186V187H76ZM92 186V185H91ZM104 186H106L107 187V185H104ZM108 186H109V184H108ZM124 186H125V184H124ZM149 186H151V185H149ZM161 186V185H160ZM198 186V183H197V187L198 188H200ZM216 188H214V187ZM217 186V187H216ZM12 187H10V188H12ZM32 187V186H31ZM42 187V186H41ZM68 187V186H67ZM70 187V186H69ZM95 187H96V185H95ZM181 187V186H180ZM187 187V186H186ZM188 187H189V185H188ZM187 187V188H188ZM213 187V189H211ZM14 188V187H13ZM33 188V190L35 189L34 187H32ZM43 189H44V186L42 187ZM64 188H66V187H64ZM71 189H72V185H71V187H70ZM74 188V187H73ZM92 188V187H91ZM97 188V187H96ZM96 188H95V191L96 192H99V190L101 189V192H102V188H100V186H99V190L97 191L96 190ZM117 188H119L118 187V185H117ZM16 189V188H15ZM42 189V190H43ZM51 189H53V188H51ZM66 189H68V188H66ZM87 189V188H86ZM98 189V188H97ZM104 189V188H103ZM111 189V188H110ZM120 189V188H119ZM132 189V188H131ZM150 189V188H149ZM189 189V188H188ZM208 189V190H209ZM17 190V189H16ZM15 190V191H16ZM20 190H21V192H22V188L20 187ZM23 190H24V187H23ZM24 190V191H25ZM42 190H41V193H42ZM47 190V189H46ZM45 190V191H46ZM50 190V189H49ZM54 191H55V189H53ZM64 190V189H63ZM113 190V189H112ZM114 190H116V189H114ZM123 190V189H122ZM179 190V189H178ZM200 190V189H199ZM202 190V189H201ZM200 190V191H201ZM11 191H13V189L11 190ZM14 191V192H15ZM44 191V192H45ZM53 191V192H54ZM65 191V190H64ZM67 191V190H66ZM104 191H106L105 189H104ZM150 191H151V189H150ZM152 191H155V190H152ZM151 191V192H152ZM180 191V190H179ZM190 191V190H189ZM189 191L188 190H186V191H184V195H188V194H190L189 193ZM204 192H205V190H203ZM27 192H29V188H28V191ZM26 192V193H27ZM33 192H35V191H33ZM32 192V193H33ZM40 192V191H39ZM56 192H58V191H56ZM59 192H61L62 193V191H59ZM69 192V191H68ZM68 192H66L67 193V195L68 194H71V193H68ZM74 192H75V190H74ZM108 192H109V190H108ZM121 192H124V191H121ZM131 192V191H130ZM206 192H208L207 191V189H206ZM205 192V193H206ZM17 193H20L19 191H17ZM24 193V192H23ZM25 193V194H26ZM29 193H31V192H29ZM40 193V195H42V194H45V193H42L41 194ZM55 193V192H54ZM60 193V194H61ZM65 193V192H64ZM65 193V194H66ZM80 193H82V192H80ZM104 193H106L107 194V192H102V194H103V196L105 195ZM132 193V192H131ZM138 193H140V192H138ZM148 193H150V192H148ZM153 193V192H152ZM155 193V192H154ZM158 193V192H157ZM197 193H202V191L201 192H197ZM197 193H195V194H193L194 196H198L199 194H197ZM50 194H51V196L53 195L54 196V198L56 197H58V196H60V194L59 195H57L58 193H56V195L57 196H55V194H53V193H51L50 192ZM64 194V195H65ZM97 194V193H96ZM109 194V193H108ZM108 194H107V196H108ZM121 194V193H120ZM119 194V195H120ZM122 194H124V193H122ZM197 194V195H196ZM204 194V193H203ZM20 195H23V194H20ZM27 195H28V193H27ZM26 195V197H28ZM30 195V194H29ZM36 195V194H35ZM48 195H49V191H48V194H47V196H46V194H45V197H46V199H47V197H48ZM66 195V196H67ZM79 195V194H78ZM98 195V194H97ZM96 195V196H97ZM111 195H113V194H111ZM133 195V194H132ZM137 195V194H136ZM148 195V194H147ZM150 195H151V193H150ZM175 195V194H174ZM204 195H206V194H204ZM34 196V195H33ZM33 196H31L32 197V201H36V198H34ZM37 197H38V195H36ZM35 196V197H36ZM43 196V195H42ZM42 196H40V198L42 197ZM50 196V195H49ZM99 196H100V194H99ZM110 196V195H109ZM115 196V195H114ZM118 196V195H117ZM129 196H131V195H129ZM152 196V195H151ZM153 196H154V194H153ZM201 196H203V195H200V198H201ZM20 197V196H19ZM31 197H30V199H31ZM45 197H43V199H42V201L43 200H45ZM61 197V196H60ZM98 197V196H97ZM119 197H121L122 198V196H119ZM123 197H125V196H123ZM142 197V196H141ZM144 197V196H143ZM184 197V196H183ZM17 198V200H18V196L16 197ZM23 198V197H22ZM21 198V201L22 200H24V198L22 199ZM33 198L35 199V200H33ZM51 198V197H50ZM53 198V197H52ZM55 198V201L57 200ZM59 198V197H58ZM64 198H65V196H64ZM64 198H63V200H64ZM99 198V199H98ZM98 198H96V199H98V200H100V197H98ZM115 198V197H114ZM28 199H29V197H28ZM27 199V200H28ZM37 199H39V197L37 198ZM48 199H49V197H48ZM60 199H62V198H60ZM102 199H104V198H102ZM101 199V200H102ZM149 198H147V200H148ZM152 199V198H151ZM16 200V199H15ZM106 200V199H105ZM153 200V199H152ZM1 201V200H0ZM41 201V200H40ZM39 201V202H40ZM49 201V200H48ZM48 201H46L47 203H48ZM53 200H51L50 202H52ZM54 201V204L53 203H51V205L53 204L54 205V207L56 206V202ZM60 201V200H59ZM58 201V202H59ZM87 201V200H86ZM85 201V202H86ZM181 201V200H180ZM18 202H20V201H18ZM17 202V204H19ZM24 201H22V203H23ZM43 202H45V201H43ZM50 202H49V204H50ZM63 201L61 200V202L59 203V204H63L62 203ZM103 202V201H102ZM126 202V201H125ZM125 202H120L121 204L122 203H124V205H125ZM151 202V201H150ZM2 203V202H1ZM0 203V204H1ZM21 202H20V204H22ZM28 203H29V200H28ZM27 203V204H28ZM30 203H31V200H30ZM30 203L27 205V206H30ZM37 203V202H36ZM42 203V202H41ZM41 203H39V204H41ZM88 203V202H87ZM152 203V202H151ZM225 203V204H224ZM25 204V203H24ZM23 204V206L26 208V206ZM38 204V206L40 207L41 205H39ZM58 203H57V205H59ZM178 204V203H177ZM36 205V204H35ZM50 205V206H51ZM53 205L51 206V207H53ZM159 205H161V204H159ZM163 205V204H162ZM182 205H183V202H182ZM223 205H225V207L223 208ZM20 206V205H19ZM22 206V205H21ZM20 206V207H21ZM22 206V207H23ZM32 206V205H31ZM43 206H44V204H43ZM46 206H47V204H46ZM62 205H60V207H61ZM118 206H119V204H118ZM128 206V205H127ZM15 207V206H14ZM16 207H18V205L16 206ZM15 207V208H16ZM22 207H21V209H22ZM23 207V208H24ZM42 207V206H41ZM40 207V208H41ZM50 207V208H51ZM57 207V206H56ZM130 207V206H129ZM181 207H183V206H181ZM14 208V209H15ZM28 208V207H27ZM26 208V209H27ZM29 208H31V207H29ZM33 208L34 209H39V211L37 212V211H35V212H37V214H39L40 213V208H35L34 207V204H33ZM33 208H31L32 210H33ZM44 208H45V206H44ZM41 209V210H45V209H47V208H45V209ZM62 208H64L63 206H62ZM157 208V207H156ZM164 208V207H163ZM223 208V209H222ZM19 209V208H18ZM54 209V208H53ZM57 208H55L54 210H56ZM58 209H60V208H58ZM128 209V208H127ZM17 210V209H16ZM15 210V211H16ZM22 210H24V209H22ZM32 210H27L28 212H30L31 214L33 213V212H31ZM48 210H49V206H48ZM54 210H53V212H54ZM65 210V209H64ZM120 210H121V207H120ZM14 211V210H13ZM34 211V210H33ZM49 211H52V208L49 210ZM62 211V210H61ZM66 211V210H65ZM64 211V212H65ZM19 212V211H18ZM24 212H25V210H24ZM23 212V213H24ZM46 212V211H45ZM53 212H46V213H53ZM58 212L59 211H57V213H55V214H58ZM93 212V211H92ZM114 212V211H113ZM132 212H133V210H132ZM140 212V211H139ZM196 212V211H195ZM3 213V212H2ZM17 213V212H16ZM30 213H28V216H30L29 214ZM42 213V215H43V213H44V211H42L41 212ZM192 213H194V211L192 212ZM214 213V214H213ZM18 214H21V210H20V212L18 213ZM25 214V213H24ZM33 214H36V213H33ZM32 214V215H33ZM45 214V213H44ZM60 214V213H59ZM61 214H63V213H61ZM114 214V213H113ZM115 214H116V212H115ZM120 214V213H119ZM195 214V213H194ZM3 215V214H2ZM5 215V214H4ZM4 215L3 216H0L1 218V220H2V217H4ZM15 215V214H14ZM46 215V214H45ZM51 215H54V214H51ZM84 215V214H83ZM117 215H118V213H117ZM141 215V214H140ZM40 216V215H39ZM38 216V217H39ZM50 216V215H49ZM119 216V215H118ZM123 216V215H122ZM138 216H139V214H138ZM14 217V216H13ZM34 217V216H33ZM45 216H43V218H44ZM47 218H48V216H46ZM45 217V218H46ZM52 217V216H51ZM53 217H55V216H53ZM57 217V216H56ZM58 217H61V215L60 216H58ZM68 217V216H67ZM90 217V216H89ZM148 217H150V216H148ZM8 218V217H7ZM6 218V219H7ZM11 218V217H10ZM24 218H26V217H24ZM29 218V217H28ZM35 218V217H34ZM40 218V217H39ZM93 218V217H92ZM91 218V219H92ZM166 218V217H165ZM4 219V218H3ZM9 219V218H8ZM17 219H19V218H17ZM27 219V218H26ZM26 219H25V221H26ZM31 219V218H30ZM30 219H27V220H30ZM33 219V218H32ZM36 219V218H35ZM49 219H50V217H49ZM48 219V220H49ZM90 219V220H91ZM118 219V218H117ZM163 219V218H162ZM197 219H199V216H198V218ZM0 220V224L2 225V221ZM5 220V219H4ZM10 220V219H9ZM11 220H12V218H11ZM20 220V219H19ZM109 220V219H108ZM110 220H111V218H110ZM113 220V219H112ZM125 220V219H124ZM8 221V220H7ZM6 221V222H7ZM16 221V222H15ZM25 221H23V222H25ZM31 221V220H30ZM33 221V220H32ZM40 220H38V222H39ZM46 221V220H45ZM56 223H58L57 221H59V220H57V218H56ZM63 221V220H62ZM96 221V220H95ZM196 221V220H195ZM198 221V220H197ZM10 222L11 221H9V225H10ZM13 222V221H12ZM14 222L15 223H17V222H21V220L20 221H18V220H14ZM26 222H28L29 223V225L32 223H30L29 221H26ZM34 222V221H33ZM40 222H42V221H40ZM47 222V221H46ZM52 222H53V220H52ZM86 222V221H85ZM121 222V221H120ZM123 222V221H122ZM151 222V221H150ZM154 222V221H153ZM169 222V221H168ZM4 223V225H5V222H3ZM28 223H26L25 225H27ZM43 224H44V222H42ZM55 223V222H54ZM61 223V222H60ZM59 223V224H60ZM66 223V222H65ZM84 223V222H83ZM132 223V222H131ZM165 223H167V222H165ZM7 224V226H9ZM21 223H19L18 225H20ZM39 225H40V223H38ZM38 224H36V222H35V228H33L32 226L31 227H24L23 228V226L21 227V225L20 226H17V227H20V228H22V230L24 231V232H27V233H25V234H27V236H26V238L28 239V235H29V232H32V230H34V231H37V226H39ZM53 224V223H52ZM58 224V225H59ZM64 224V223H63ZM92 224V223H91ZM126 224H127V222H126ZM153 224V223H152ZM195 224H197V231H199V229H200V227H201V222L199 221V222H197V223H195ZM194 224V225H195ZM12 225H14V224H12L11 223V226ZM24 225V226H25ZM28 225V226H29ZM45 225V224H44ZM47 225V224H46ZM50 225H51V223H50ZM54 225V224H53ZM57 224H55V226H56ZM56 226V227H59V226ZM93 225V224H92ZM128 225V224H127ZM126 225V226H127ZM143 225V224H142ZM154 225V224H153ZM166 225V224H165ZM194 225H192L193 226V228H194ZM15 226V227H16ZM42 227H46V226H43V225H41ZM119 226H121V225H119ZM125 226V225H124ZM131 226V225H130ZM135 226V225H134ZM167 226V225H166ZM10 227V226H9ZM14 227V226H13ZM14 227V228H15ZM56 227H54L53 229H55ZM90 227H92V226H90ZM121 227H123V226H121ZM2 228V227H1ZM4 228V227H3ZM8 227H6V229H7ZM40 228V227H39ZM125 228V227H124ZM123 228V229H124ZM139 228V227H138ZM5 229V230H6ZM17 229V228H16ZM45 229H47V228H45ZM44 229V230H45ZM49 229V228H48ZM52 229V230H53ZM59 229V228H58ZM60 229H61V227H60ZM94 229V228H93ZM142 229V228H141ZM141 229H139V230H141ZM145 229H146V233H148V226H147V223H145ZM15 230V229H14ZM18 230H20L19 228H18ZM18 230H16V232H18ZM21 230V231H22ZM43 230V229H42ZM56 230V229H55ZM62 230V229H61ZM154 230V229H153ZM193 230V229H192ZM0 231H3L2 229L0 230ZM10 231H12V230H10L9 229V231L7 230V231H5V233L6 232H10ZM38 231H41V230H39L38 229ZM144 231V230H143ZM142 231V232H143ZM154 231H156V230H154ZM4 232V231H3ZM13 232V231H12ZM11 232V233H12ZM15 232V231H14ZM42 232H44V231H42ZM57 232L59 233V231L57 230ZM57 232L55 231V233L57 234ZM61 232V231H60ZM73 232H74V230H73ZM21 233V232H20ZM20 233H17V234H20ZM23 233V232H22ZM36 233V232H35ZM45 234H47L46 232H44ZM44 233H42V234H44ZM50 234H51V230H50V232H49ZM136 233V232H135ZM151 233V232H150ZM4 234V233H3ZM10 236H11V234L10 233H8ZM7 234V235H8ZM16 234V235H17ZM38 234L40 235L41 233L40 232H38ZM42 234H41V237H42ZM50 234L48 235V236H46L45 235V237H49L50 236ZM52 234H54L53 233V231H52ZM56 234H54L53 236L55 237V235ZM87 234V233H86ZM89 234V233H88ZM6 235V234H5ZM5 235H2L3 237L2 238H4V236ZM14 236H16L15 234H13ZM31 235V234H30ZM37 235V234H36ZM64 235H65V233H64ZM122 235V234H121ZM142 235V234H141ZM143 235H144V232H143ZM155 235V234H154ZM181 235V234H180ZM1 236V235H0ZM20 236V235H19ZM19 236H17V238L19 237ZM23 235L21 234V237H22ZM25 236V235H24ZM34 236V235H33ZM57 236H59V235H56V237ZM66 236V235H65ZM75 236V235H74ZM84 236V235H83ZM88 236V235H87ZM95 236V235H94ZM102 236V235H101ZM150 237H151V234L149 235ZM205 236V235H204ZM20 237V238H21ZM37 237H39V236H37ZM36 236H35V238H37ZM53 237V238H54ZM60 237L62 238V236L60 235ZM77 237V236H76ZM91 238L93 237L92 235L90 236ZM90 237H89V239H90ZM138 237H140V236H138ZM142 237V236H141ZM149 237V238H150ZM154 237V236H153ZM1 237H0V240L2 239ZM5 238H6V236H5ZM4 238V239H5ZM9 238L11 239V237H8L7 239L9 240ZM35 238H32V239H35ZM47 238H45V240L47 239ZM58 238V237H57ZM56 238V239H57ZM80 238V237H79ZM96 237H94V239H95ZM120 238V237H119ZM122 238H123V235H122ZM132 238V237H131ZM174 238V237H173ZM3 239V240H4ZM7 239H5V242H7L6 240ZM12 239H13V236H12ZM16 238H14V240H15ZM23 239V238H22ZM21 239V240H22ZM25 239V238H24ZM23 239V242H26L27 243V241H26V239L24 240ZM29 239H31V237L29 238ZM48 239H50V241L52 242V240H51V237L50 238H48ZM55 239V238H54ZM65 239V238H64ZM84 240H85V238H83ZM88 239V240H89ZM93 239V238H92ZM125 239H127V238H125ZM124 239V240H125ZM134 239H135V236H134ZM138 239V238H137ZM141 239V238H140ZM154 239V238H153ZM158 239V238H157ZM20 240V239H19ZM44 240V241H45ZM61 240V239H60ZM59 240V242H61ZM77 240H78V238H77ZM84 240H82V242H84ZM97 240V239H96ZM118 240V239H117ZM120 240V239H119ZM12 241V240H11ZM15 241H17V240H15ZM15 241H14V243H15ZM38 241H39V238H38ZM42 241H43V239H42ZM41 240H40V242H42ZM50 241H45V242H43V243H47V242H50ZM56 241V240H55ZM54 241V242H55ZM80 241H81V239H80ZM79 241V242H80ZM90 241H92V240H90ZM107 241V240H106ZM105 241V242H106ZM127 241V240H126ZM155 241V240H154ZM173 241V240H172ZM209 241V240H208ZM238 241V242H237ZM1 242H3V241H0V244H1ZM10 242V241H9ZM22 242V243H23ZM36 242V241H35ZM64 242V241H63ZM81 242V243H82ZM93 242V241H92ZM92 242H89V244H90V246H88V247H92ZM149 242H152V241H149ZM174 242V241H173ZM218 242H220V241H218ZM8 243V242H7ZM42 243V245H44ZM56 243V242H55ZM58 243V242H57ZM65 243V242H64ZM74 243H77V242H74ZM85 243V244H84ZM84 243H82L81 245H85L86 246V244H88L87 242H84ZM146 243V242H145ZM230 243V242H229ZM239 243H241V242H239ZM238 243V244H239ZM260 243V242H259ZM6 244V243H5ZM16 245L18 244V243H15ZM27 244H29V242L27 243ZM33 244H34V242H33ZM38 244H39V242H38ZM36 245V246H39V249H40V245ZM53 244V243H52ZM62 244V243H61ZM67 244V243H66ZM79 244V243H78ZM94 244H95V241H94V243H93V247H94ZM132 244H133V242H132ZM150 244V243H149ZM254 244V243H253ZM255 244H256V242H255ZM4 245V244H3ZM7 246H8V244H6ZM6 245H4V246H6ZM11 245V244H10ZM12 245H13V243H12ZM19 245V244H18ZM21 245V244H20ZM30 246H31V244H29ZM47 245V244H46ZM49 245V247H50V244H48ZM57 245V244H56ZM56 245H55V247H56ZM59 245H60V243H59ZM139 245V244H138ZM226 245H228V243L227 244H225V246ZM262 245V244H261ZM1 246H2V244H1ZM6 246V247H7ZM29 246V247H30ZM34 246V245H33ZM61 246V245H60ZM65 247V245H63L62 244V246H61V248L62 247ZM75 246V252H74V256H75V253H76V246H77V244L76 245H74ZM84 246V247H85ZM129 246V245H128ZM133 246H134V244H133ZM161 246V247H160ZM231 246V245H230ZM232 246H233V244H232ZM232 246H231V248L230 249H232ZM11 247V246H10ZM24 247V249H26V247L25 246H23ZM48 247V248H49ZM52 247V246H51ZM54 247V246H53ZM52 247V248H53ZM54 247V248H55ZM83 247V248H84ZM92 247V248H93ZM154 247H155V249H157V250H159V252L161 251V249L160 248H162V250H163V248H165L164 247V243H163V245H160V243L159 242H154ZM169 247V246H168ZM234 247V246H233ZM2 248H3V246H2ZM5 248V247H4ZM8 248V247H7ZM28 248V247H27ZM31 248V247H30ZM34 248V247H33ZM41 248H42V246H41ZM44 248H47L46 246H44ZM47 248V250H49ZM57 249H58V247H56ZM55 248V249H56ZM68 248H70V247H68ZM74 248V247H73ZM78 248H79V246H78ZM80 248H81V246H80ZM95 248H96V246H95ZM137 248V247H136ZM140 248V247H139ZM173 248V247H172ZM225 248V247H224ZM228 248V247H227ZM245 248V247H244ZM8 249H10V248H8ZM14 249V248H13ZM17 249H19V248H17ZM17 249H15V250H17ZM36 249H38V247L36 248ZM39 249H38V251H39ZM57 249H56V251H57ZM63 249V248H62ZM85 249H87V248H84L83 249V254L86 252H84V250ZM94 249V248H93ZM92 249V250H93ZM99 249V248H98ZM229 249V248H228ZM2 250V249H1ZM5 250H6V248H5ZM32 250V249H31ZM34 250V249H33ZM45 250V249H44ZM68 250V249H67ZM88 250H91V249H88ZM92 250L91 251H89V254H90V252H91V255L90 256H92L93 255V253H92ZM94 250H97V248L96 249H94ZM93 250V251H94ZM99 250H101V249H99ZM99 250H97V251H99ZM126 250V249H125ZM135 250H138V249H135ZM223 250V249H222ZM226 250V249H225ZM27 251V250H26ZM34 251H37V250H34ZM34 251L32 252L31 251V253L29 252V250H28V252L29 253H27V255L28 254H32V253H34ZM37 251V252H38ZM41 251V250H40ZM50 251V250H49ZM52 251H54V250H52L51 249V252ZM61 251V250H60ZM79 251V250H78ZM81 251H82V248H81ZM138 251H140V250H138ZM142 251V250H141ZM144 253H142V252H140L139 253V255H136V257H133V259L130 261L129 260V264H151L152 263V261H150L151 259H153V257H155V256H152L151 254H149V252H148V250H147V248H144ZM153 251V250H152ZM197 251V250H196ZM200 251H201V249H200ZM233 251V250H232ZM244 251V250H243ZM5 252H7V254H9L8 253V250L7 251H5ZM42 252V251H41ZM45 251H43V253H44ZM59 252V251H58ZM88 252V251H87ZM126 252V251H125ZM129 252V251H128ZM159 252H157V253H159ZM224 252H226V251H224ZM223 252V253H224ZM240 252V251H239ZM4 253V251L1 253L0 252V255L1 254H3ZM26 253V252H25ZM52 253H54V252H52ZM56 254H54V255H56L57 256V252H55ZM78 253H80V254H82V252H78ZM102 253H104L102 250H101V255H102ZM134 253V252H133ZM133 253H131V251L129 252V254H133ZM157 253H155V254H157ZM162 253V252H161ZM160 253V254H161ZM227 253H229L230 254V252L229 251H227ZM227 253H225L226 255H224V254H222V255H224V256H227ZM233 253V252H232ZM235 253V252H234ZM6 253H5V255H7ZM12 255H13V253H11ZM11 254H9V255H7V256H5V257H9ZM18 254H20V253H18ZM51 254V253H50ZM49 254V255H50ZM58 254H63V253H58ZM77 255L76 254V256H75V259H76V257L77 256H82V255ZM94 254H96V252L94 253ZM98 254V253H97ZM96 254V255H97ZM106 254V253H105ZM120 254H121V252H120ZM119 254V255H120ZM123 254H125V253H123ZM154 254V253H153ZM208 254H209V251H208ZM240 254V256L238 257V259H237V263L238 264H264V250H262L261 248L260 249H255V248H252V249H246L244 252H241V253H239ZM238 254V255H239ZM12 255L10 256V258L12 259V258H14L15 256H16V254H15V256H13L12 257ZM34 255H38V257H39V254L38 253H36V254H34ZM42 255V254H41ZM43 255H45V257H46V252H45V254H43ZM72 255H73V252H72ZM72 255H71V257H72ZM96 255H94V256H96ZM99 255V254H98ZM97 255V256H98ZM3 256V255H2ZM21 256V255H20ZM23 256V255H22ZM26 256V255H25ZM24 256V257H25ZM52 256V254L50 255V257H48V258H50V261H53L51 258L53 257H51ZM60 256V255H59ZM62 256V255H61ZM86 256H89V255H87L86 254ZM86 256H84L85 258H87ZM94 256H92L93 258H94ZM103 256V255H102ZM112 256V255H111ZM111 256L109 257V258H111ZM129 256V255H128ZM132 256V255H131ZM130 256V257H131ZM157 256H159L158 254H157ZM207 256H210V255H207ZM224 256H223V258H224ZM231 256V255H230ZM23 257V258H24ZM32 257H35V256H32ZM32 257H27L26 256V258H29L30 260L32 259V261L31 262H33L34 264H35V261L36 260H34L33 261V259L34 258H32ZM41 257V256H40ZM39 257V259H41ZM44 257V258H45ZM55 257V256H54ZM99 257V256H98ZM113 257V256H112ZM16 258H19V256L17 257L16 256ZM19 259V260H24V259ZM56 258V257H55ZM89 258V257H88ZM91 258V257H90ZM119 258V257H118ZM156 258H158V257H156ZM163 258V257H162ZM161 258V259H162ZM215 258V257H214ZM236 258V257H235ZM234 258V259H235ZM9 259V258H8ZM39 259H37V260H39ZM67 259V258H66ZM72 259V258H71ZM74 259V258H73ZM78 259V258H77ZM83 259V258H82ZM100 259H101V256H100ZM104 260H105V258H103ZM125 259V258H124ZM204 259H206V258H204ZM222 259V258H221ZM228 258H226L225 260H227ZM233 259V258H232ZM232 259H229V263L230 264H232V263H234L233 262V260ZM14 260L16 261V263H17V260L14 258ZM13 260V261H14ZM26 261H24V262H28L27 261V259H25ZM30 260H29V262H30ZM42 260H43V258H42ZM45 261H46V258L44 259ZM43 260V262H45ZM64 260V259H63ZM79 260V259H78ZM83 260H85V259H83ZM91 260V259H90ZM95 260H97L96 258H95ZM99 260V259H98ZM113 260H115L114 258H113ZM156 260V259H155ZM207 260V259H206ZM11 261V260H10ZM13 261H11V262H13ZM15 261L12 263V264H16L15 263ZM40 261V260H39ZM47 261H49V259H47ZM49 261V262H50ZM57 261V260H56ZM70 260H68V262H69ZM80 261H81V259H80ZM79 261V262H80ZM88 260H85L84 261V263H86ZM92 261V260H91ZM91 261H89V262H91ZM110 261H111V259H110ZM109 261V262H110ZM117 261H119L118 259H117ZM157 261V260H156ZM5 262V261H4ZM24 262H20L21 264L23 263L24 264ZM38 262V261H37ZM37 262H36V264H37ZM40 262H42V261H40ZM53 262H55V261H53ZM67 261H65V263H66ZM78 262V261H77ZM76 261H75V263H74V260H73V263L74 264H76L77 263ZM78 262V263H79ZM89 262H87V263H89ZM93 262V261H92ZM99 262V261H98ZM103 262V261H102ZM102 262H101V264H102ZM107 262V261H106ZM125 262V261H124ZM202 262V261H201ZM224 262V261H223ZM9 262H7V264H8ZM51 263V262H50ZM59 262H57V264H58ZM64 262H63V264H65ZM83 262H81V264H84ZM97 263V262H96ZM113 263V262H112ZM118 263V262H117ZM0 264H2V262H0ZM4 264H6V263H4ZM10 264V263H9ZM31 264V263H30ZM39 264V263H38ZM42 264V263H41ZM47 264H48V262H47ZM69 264V263H68ZM70 264H71V262H70ZM80 264V263H79ZM225 264V263H224Z\"/></svg>",
  "mask_w": 264,
  "mask_h": 264
}]
</instances>
